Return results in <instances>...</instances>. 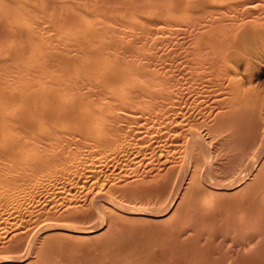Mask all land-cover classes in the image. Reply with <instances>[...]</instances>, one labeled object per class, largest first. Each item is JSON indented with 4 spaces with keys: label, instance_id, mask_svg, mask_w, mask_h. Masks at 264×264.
Returning <instances> with one entry per match:
<instances>
[{
    "label": "rangeland",
    "instance_id": "374dc122",
    "mask_svg": "<svg viewBox=\"0 0 264 264\" xmlns=\"http://www.w3.org/2000/svg\"><path fill=\"white\" fill-rule=\"evenodd\" d=\"M31 1L32 0H0V4L2 6V7L0 6V8L2 10V13L1 14L3 15V16H0V17L1 18H4L3 21L0 18V21H2L0 25H2L4 27L3 28L1 26L3 28V30H0V32L2 31V33L0 35V41L1 42L4 41V39L2 40V38L5 37L3 35L5 33H6L5 34L6 37L9 36V38H10V39L7 38V40L9 39V42L10 43H6V40H5V42H2V43L0 42V50L3 49L5 51L4 52L5 54L2 51V55H0V73H1L0 76L2 78H4V80L5 79L8 80V78H9L8 81L5 80V82H6L5 83V82H3L4 80L0 77V79H1L0 81L3 80L2 81L3 83L0 82L1 83L0 84V92L5 93L6 91H8L11 94H16L18 92V91L16 92V90H17L16 88L21 89V90H22L21 87H23L24 89L25 88L28 89L29 86L31 88V84H32V87H36L37 88V87L40 86L39 88H41L43 91H46L48 94L52 95L51 96L52 98L53 97H61V98L63 97V98H65L66 97L65 99H68L69 100V98H70V100H75L80 95L78 97L80 100H77V99L76 100L77 101H80L79 102L80 105L81 104L83 105V106H81L82 109L91 108V107H89V105H91L92 107H96V106L102 107V103H103V105H105L104 104L105 102H106V108H107L108 107L107 102L109 101L108 104L110 106L113 105L111 107L109 106L110 109L112 107L113 108L116 107V109L118 108L117 111L115 109V113H113L114 112L113 111L114 109L113 110L112 109L110 110L112 112V115H110L111 112L109 111V113H108L109 118L112 117L113 114H115L114 116L116 117V119H117V117H118L119 114H122V117L119 116L118 117L119 119H117V120L114 118V116L111 118V120L114 119L116 122L114 123V121L112 120L111 123H113V124L110 123L111 125H109V127H112L114 125L113 126L114 127V130L117 128L116 129L117 132L114 131V130H112L113 128L112 129L110 128L112 130L111 131L112 133H113V131L115 132V133L112 134L113 136H111V133L108 132V130H110V129L109 128L108 129L106 128L107 129V132L109 134L107 135V133H106V135H105L106 138H105V136H103L104 137L103 140H100L101 143H100V141H97L98 140L97 139L98 136H95V137H97V138H95V139H97L96 142H98V143H95L93 137H91V138L87 137V138H89V139H87L86 136L82 137L83 135L81 133L79 134V132H77L76 133L77 136H75L76 135L75 134V132H76L75 130L74 131H71V130L66 129V131L64 132V135H62V138L60 139L62 145H60V144H57V146L54 145L55 147L51 151L52 154H56V155L58 154L59 156L57 155V157H60V158H57L56 157V163H57V165L59 164L58 162L60 161L58 159H61L62 158L61 161H60L61 163L58 166L55 165V167L54 166L53 167L50 166L49 168H45L44 167V170H43V168H40L38 170V168H39L38 167V164H37L38 161L35 160L36 163L33 164V165H31L33 161H29V160H31L29 158L28 164L30 166H34V168H35V169L32 168V170H31V168L28 165L25 167L26 161L24 159H22V158L20 159L19 158V159L16 160L13 157H12L13 159H11L10 158L11 156L8 153H4V154L3 153H0L1 154L0 157L3 155L0 158L2 162L4 160L6 161V156H7L6 154H8V157H7L8 158L7 159L8 162H11L10 164L7 161H6L7 163L5 162L6 164L3 162V165L7 168V170H5L6 168L3 166L5 169L3 171V168H2V171L0 172V259H3V258H14V257H21L22 256V257H24V259L26 258L25 259L26 261L23 262V264H28L29 262H32V264H44L45 263L44 262V258L42 259L41 257H39L42 254L41 256H44V255L45 256L47 255L46 257L51 256L53 259L51 257H49V259L48 258L47 259H48V261H50V260L53 261L54 264H58V262L61 261V260H62L61 261V264H68V263L69 264H75L74 262H76L78 260H79L78 261L79 264H89V263H91V258H92V260H96L95 262L97 264H99L98 262H100V264L101 263H103V264L105 263L106 264L107 262H103L102 261V259L103 260H107V261L110 260V258L109 259L108 258L105 259L106 256L107 257H109V256L112 257V259H111L112 261L110 260L108 262L109 264H115V263L116 264H123V262H124V264H125V262H127L126 264H128V263L129 264H136V263H138V264L139 263H141V264H148L147 262H148L149 259H151V262L150 263H152V264H154V260L156 261L155 264H159L162 261L163 262L161 264H163V263L165 264V262L168 263V261H169V264H175V263L176 264H186V262H187V264H196V263L197 264H200L201 262H202V264H216V263L217 264L218 263L220 264V262L222 260L224 261V263H222V264H225V263L226 264H232L231 262L230 263L229 262H226L227 261V259H226L227 255L229 257H230V255H232L233 257H235L236 256V252H237L238 255H241L242 256V254H245V252L247 251L246 254H252V255L251 256L249 255V257H248V255H246V257L243 258L244 259V262L242 261L243 259H242L241 256L240 257L239 256H236L235 257V258L238 257V259L239 258L242 259V260L239 259L241 261V263H239V264H248V263L249 264H264V217L262 215L264 213V212H262V210L264 211V208H263L264 206H262V205H264V202H260L259 203V202H256L255 201L253 203V206H252L253 208L251 209L250 215L249 214H245V212H246L245 209H247V208H245V206H249V204H248L249 203L248 202L249 199L246 198V194H245V190H244V188H245L246 185L244 187L242 186V189L241 190L239 188H237L236 190H233V191H226V192L222 191V195L218 194L217 197H215V198H213L211 200L212 202H209V201L204 202V203L201 202L202 203V206H203V209L200 208L201 210H200V213L199 214H197L198 212H192L191 210L190 211H187V210H189L188 209V206H187L188 205L187 202L185 203L186 206L185 205L182 206L181 204H180L181 206L178 205V207H177V205L173 206L172 209H171L172 211L170 213H167L169 216L167 214L166 215L163 214V216H161V218L160 217H149V218H147V217H140L141 219L138 218V217L135 218V217H132L131 215H128L127 213H123L119 209L120 207L127 208V209H135V210H138V209L139 210L140 209L141 210H144L145 209L144 211H150V212H155L156 211L155 213H157L159 211L158 213H160L161 211H163L164 208H166V207H163L164 205H162V206H160V205L161 204H165V203L168 204L167 202H169V199H170L169 198V195H168V197L165 198L167 200V202H166L165 199H163L165 202H162L161 203V201H163V200L160 199L161 192L159 190L162 189L161 187L164 186L165 183H168L170 180H173L175 182L180 181L183 178V176H184L183 174H184L185 171H186L187 175H190L191 173H193V171H195V172H196V170L203 171V169H204V166L202 167V165H198V164L195 165L193 161H188L189 159L187 158V154L185 152L186 150H184L186 148H183V147L186 146V141L188 142V139L186 140L184 138H189V137H184V135L186 136L187 135V132H188L187 129H190L191 128V125H192V122L191 121H193V118L192 117L197 118V119H201L202 118L201 115L198 114V111H200L199 113H201V110H199V109L203 108L202 111L203 110H206L205 112H207V113L210 112V111L212 112L213 110L216 111V109L214 108L215 107L214 105L216 103L215 102L216 99L214 100V98L209 97V96L206 95L207 98L209 97V100H208L205 97V95H202L201 96V94H200V97L203 98V100H205L203 102V100L199 97V93L197 94L196 91L193 89L191 81H190L191 85L188 84L189 86L188 85L185 86L189 82V80L192 79L191 78L192 77L191 76V74H192V70L191 69L192 68H191V66H188V65H190V63L188 62L189 59L187 58V56L185 54L186 51H183L182 50V49H185L186 50V48H188L186 46H189V44H192L193 43L192 45H194V40L195 39H192L191 38L192 36L190 34L191 31H192L191 29H193V28H191V25L189 24L190 23L189 22L190 21L189 18L192 15V17H191L192 19L190 18L191 21H192L191 23H193L195 21V19H196V18L194 19V16L196 17L198 15V17H199L198 20L200 18H202L201 17V14L203 15V13H200V12H203V10H201V9L198 10V8H199L198 6L200 5V7H201V5H202V3H203L204 0H198L199 2L197 1L198 3H196V7H195L196 10H194V8H192V7H191L192 8L191 9L189 6H187V4L189 5L190 0L189 1L187 0L188 2L186 0H167L169 2H166V1L164 2V0H161V3H160V0H157V2H156V0H153L154 6L153 5L152 6L149 5L150 7L147 6L148 8L146 7L147 4L146 5H143L142 3L143 2L145 3V1H149L151 3L152 0L151 1L150 0H143L142 3L139 1V3H141V4H136V3H138V0H129L131 3L133 2L132 3L133 4V8H132V6H129L131 4L130 2H124L122 0V2L119 4V1H116L117 4H119L118 7H120V5H121V7H122L121 9H123V4L124 3L125 4H129V5H127V8H126V5H124L125 9H123L121 11L119 10V8H116V7L114 8V6H115L114 2L115 1L112 2L113 0L112 1L110 0L112 2V4H114L113 9H112V8H110L112 6L110 4L111 2L109 3V1L106 2V0H102V1L100 0L101 2H104L105 1V3H106L105 5H107V3L109 5H111L110 7L108 6L110 8V10H109L110 13H109V11L108 12L105 11V10L109 9L108 7H107V9H105L106 6H105V8L104 7H101V9H103V8L105 9V10L103 9L105 13L103 11H101L104 14H102L100 11L99 12L96 11V10H98L100 8L101 5L102 6L104 5L101 2H100L101 5L100 4L97 5L98 2H99V0H98V2H96L97 0H94L96 4L93 3V0H88V1L87 0H83V1L82 0H70V2H68V0H54L56 2H52V3L50 2V0L49 1L47 0V2H45L46 0H38L40 3L37 0H33V2H31ZM125 1H127V0H125ZM174 1L176 2V4L178 6L176 4H174ZM177 1L179 3L180 2L181 3H184L183 4V7L179 8V5L181 3L178 4ZM195 1L196 0H191V2H194V3H195ZM149 2H147V3L150 4ZM158 2H159V5H158ZM185 2H187V3H185ZM200 2H201V4H200ZM37 3H39V4H37ZM43 3L46 4V5H43ZM84 4H88V6L87 5H84ZM91 4L92 5L93 4L94 5H97V6H99V8L97 6H94L93 5L95 8L96 7L98 8V9L95 10V9H93V6H91ZM134 4H136V5H134ZM49 5H51V7ZM137 5H138V8H136V10H135L134 7H136ZM140 5H142L143 7L145 6L146 7V8H144L145 10L143 8L141 9ZM165 5H166V7H163ZM44 6L47 9H44ZM46 6H48L49 8L46 7ZM80 6H82V7H80ZM175 6H177V7H175ZM180 6H182V5H180ZM129 8H130V10H129ZM131 8H132V10H131ZM92 9L94 11H92ZM111 9L113 10V13L114 14H117V15H113L112 16ZM114 9H116V11L119 10L118 11L119 13L118 12L115 13V10ZM126 9H127V11H126ZM39 10H41L40 12H42L43 14L45 13L44 16H46V17H42L43 14L40 13V12H37ZM47 10H49L48 11V14H47ZM189 10L191 12L194 10L196 13L194 11H193L194 13H191V12L189 13L188 12ZM57 11H59V13H60L58 16L56 15V14H58ZM89 11L90 12L92 11V13H94L96 11V13L92 14ZM164 11H168V12L165 13ZM198 11H200V12H198ZM6 12H7V14H6ZM80 12H81V15H80ZM162 12H163V14H168L167 16L165 15L167 18H165V16L162 15ZM33 13H34V15H33ZM38 13H39V15L41 17L39 15H38V17H37V15L35 16V14H38ZM70 13H72V15H73V13H74V15L76 14L77 18L73 15L74 16L73 18H75L73 20V18L70 15ZM155 13L156 14L159 13V14L156 15V16H154ZM183 13H184V15L187 18L182 16ZM23 14H25L24 16H26V17H24ZM54 14H55V17L57 16L58 19L59 18L60 19L62 18L61 20L59 19L62 22H63L64 16H66L65 17L66 20H69V18L71 17V20H73V22H75L76 20L79 21L81 19V21H79V22L76 21L77 23H80V22L83 21V23H82V29H80L81 31L80 30L78 31V29L75 31V29H73V28H72L73 31L70 30V28L72 27V25H71V27H68L67 28V26H65L67 21L66 22H63V24L65 23L64 25L62 23L60 24V21L58 19H56L55 17H53ZM85 14H86V16H85L86 18L84 16H83L84 18H81L82 15H85ZM88 14L90 15V17H88L89 16ZM91 14L93 15L92 17H91ZM105 14H106V16H105ZM5 15L7 17H4ZM78 15H79L80 18H78ZM94 15H96L95 16L96 18L94 17ZM20 16H23V17H20ZM29 16H30V18H29ZM101 16H102L103 20H102ZM160 16H164V17H160ZM175 16H176V18H175ZM31 17L33 19H31ZM34 18H36V19H39L40 18L39 21L42 22V25H40L41 22H39L38 20L37 21L39 22L38 24L41 26V30L39 28L40 26L37 24V21H34V20H36ZM41 18L42 19L44 18V20H47V22L49 21L48 22V25H47V22L44 21V20L42 21ZM89 18H92V19H89ZM152 18H153V22L150 23L149 21H152ZM158 19L160 20V22H159ZM177 19H178V21H181V23L179 22L180 24L178 22H175V21H177ZM185 19H187V20H185ZM57 20L59 21L58 22V26L60 25V27H63V28H60L59 27L60 30L62 29L60 32L58 31L59 28L58 29L56 28ZM95 20H96V23H95ZM161 21H165L166 23L170 22V23H168L169 24L168 25V24H165V22L164 23L162 22V25H161ZM185 21H188V25H190V27L187 25V23L184 24ZM23 22H24V24H23ZM45 22H46V24H45ZM53 22H56V24L54 23L55 25H53ZM70 22H72V21H70ZM73 22L71 24H73ZM97 22L98 23H102V27H100L101 25H98ZM104 22L106 24H103ZM158 22L160 23V26L161 27L164 26V24L166 25V26H164L166 28V29L164 28L165 31H163L164 30L163 28L161 29V31L159 29H157L156 31L154 30V29H156L159 26V23ZM93 23H95V24H93ZM153 23H155V24L153 25ZM30 24H31V26H29ZM142 24H143V26L144 25L145 26L143 27ZM146 24H148V25L152 24V25H150L151 27L152 26L155 27V25H156V28L153 27L151 29V28H149L150 26L148 27V25H146ZM182 24H184V25H182ZM34 25H36V26H34ZM73 25H75V24H73ZM83 25L84 26L86 25V27L83 28ZM92 25H93V27L95 25L96 26L98 25V26H97V28H93L92 27L91 30H90L88 27H91ZM171 25H173L172 26L173 28H170ZM181 25H182V27H181ZM7 26H9L8 27L9 29L6 28V31H4L5 30V27H7ZM43 26H44V28H43ZM45 26L46 27L49 26L48 29L49 28L51 29V27H52V29L51 30H48V29H46ZM64 26L67 28L66 31H64ZM175 26H177V27L175 28ZM187 26H188L189 29L187 28ZM12 27H14V28L16 27V28L13 29V31H12ZM18 27H21L22 28L20 31L22 32V35L24 34L23 35V38H22V35L19 33L20 31L15 32L16 29L17 30L20 29ZM33 27L34 28L36 27V29H33ZM98 27H100L99 28L100 30H101V28H104V27L105 28L102 29L103 32H101V31H98L99 30ZM110 27H112V29L114 27V29H113L114 31L116 30L115 28H117V30L115 31V33L118 31L119 34H120V33H122L121 31H124V29L126 31L123 32L124 34H120L122 36H119V34H118V36H115V35H117L118 32L116 34L113 33V30ZM183 27H185V28H183ZM23 28H24L25 31L23 30ZM148 28L151 29V30H149ZM44 29H46V30H44ZM171 29H174V30H171ZM182 29H186V30H182ZM39 30L41 31L42 36L37 35V34H40L39 33ZM43 30H44V32H43ZM67 30H69L71 32H74L75 31V33L70 34L71 32H69V34H70L69 35L67 33L68 32ZM104 30L105 31H108V32L110 31V33H108V32L104 33L105 32ZM152 30H154V31H152ZM166 30H168V32ZM37 31H38V33H36ZM48 31H50V32H48ZM93 31H95L96 33L101 32L99 34H102L103 33L104 36H102L103 34L102 35L97 34V36H96V33L93 34ZM173 31H175V34L173 33ZM180 31L186 37H184L182 34H181L182 35L181 36L180 35ZM183 31L184 32L187 31L186 32L187 34L184 33ZM125 32L127 33V35H129V37L126 35L127 38H125L123 40L121 38L124 37L123 35L126 34ZM153 32H156V34H157V32H159L163 36L159 35V33L157 35L155 33L153 34ZM171 32L174 34L173 35L174 37L171 36L172 35ZM176 32H178V34H176ZM13 33H15V34H13ZM55 33L56 34L59 33V34L56 35ZM91 33H92V35H91ZM145 33H148L149 35L148 34H145ZM166 33H170V34H167V39L165 38L166 37ZM35 34L40 37V38L37 37L38 40H37ZM106 34H107V36L109 34H111V37H112L111 40L114 37H115L114 40L116 39V37L117 38H120L121 41L119 39H118V42H117V40L116 41H114V40L111 41V45H112V42L113 43L115 42L117 44V47L118 48L115 47V44H113L111 46L110 45V42L108 43L109 45H107L105 41H101L102 40L101 37H106ZM113 34H114V36H113ZM17 35L20 36V39L22 38L21 41H20V39H17ZM62 35H63V37H62ZM151 35H152L153 38L151 37ZM169 35L172 38L169 37ZM175 35H178V36H175ZM19 36H18V38H19ZM43 36L46 37L47 40ZM58 36L61 37V39ZM79 36L82 39L79 38ZM143 36L147 37V41L149 39L148 37H151L150 39L154 43H155V40L156 39L158 40L160 38V36H161V38L163 37V39L160 38L161 39V43L156 40V43L157 44L156 43L154 44V43H152L150 41L151 42L150 46H152V44H153V46L150 47L148 45L150 42L149 41L147 42L146 41V38L144 39ZM154 36H156L155 39H154ZM188 37H189V44H187V41H186V40H188ZM42 38H44V40H46V42H47L46 43L47 45L45 47V50H43L42 47H41L44 44V40ZM65 38L66 39L70 38V39L67 41V40H65ZM87 38L90 39V40H88V42L86 43ZM97 38H98V40H97ZM169 38H170V42L172 40V43H169L170 44V47H171V49H170L171 52L174 51V50H172V48L174 49V47H175V50H176L177 47L178 48L180 47L179 44H181L182 46L183 45L184 46L183 47L181 46L182 49L180 48L179 51L181 50V52H184L185 55H182V53L180 54V52L178 50H177L176 53L173 52V54H171V52L169 50V47H168L169 44L167 43L168 46L166 44V42H169V40H168ZM173 38H175V39L173 40ZM41 39L43 41H41ZM104 39L105 38H103V40ZM109 39L110 38L108 36V40ZM160 39H159V41H160ZM190 39H191V41H190ZM22 40H23V42H22ZM70 40L74 41L75 44L72 43V41H70ZM78 40L80 42H83L84 44L83 43H79ZM122 40H123V42H125L127 40V42L130 44V47H132V46H133V48L135 47L134 49L132 48L133 49L132 52H134L136 50V47H137V50L136 51L140 50L139 51L140 53L136 52L135 55H134V53L132 55V53L130 54V50L131 49L130 50L128 49L129 52H127V53H125L126 50H124L123 51L124 53H123L122 52V47L119 45V44L122 45ZM164 40L166 42H163L162 43V41H164ZM181 40H182V42H181ZM192 40H193V42H192ZM38 41L39 42H42L43 44L40 43L41 45L40 44L38 45V43H39ZM133 41H135V43ZM185 41H186V44L184 43ZM59 42H61V44ZM65 42H69L67 44H69L71 46L73 45L72 46L73 48L71 46H70L71 47L70 49L68 47H66L67 44ZM103 42H105V43H103ZM127 42H125L123 44H126ZM141 42H142V46L140 45ZM175 42H176V44H175ZM179 42H181V43H179ZM3 43H5V45L7 44L9 46V49L7 48L9 50V52H7V49L5 48L6 46ZM48 43H49V46H48ZM177 43H178V46L177 47L176 46H172V45H177ZM182 43H184V44H182ZM78 44H81V45H78ZM127 44L124 45V46L125 47L127 46L126 48H130V47H128L129 44L128 45ZM163 44L164 45L166 44V46L164 47V50L165 49H168V50H165V53H163L164 50H161V49H163V47H161V48L158 47L159 45L164 46ZM57 45L58 46L60 45V46L57 47ZM154 45H155V47H154ZM12 47L15 49V51L13 50ZM111 47L112 48L115 47V48H113L115 50H112ZM119 47H121V49H119ZM18 48H19V50H18ZM157 48L159 49V52L156 51ZM20 49H22V50L24 49L26 51L25 52L23 50L25 53L22 51L21 57H19V55L21 53V50ZM90 49L91 50L92 49H95V50L97 49L96 51L93 50L94 55H91L92 53H90L91 52ZM10 50L12 51V55H11V51ZM17 50H18V54H16L17 53ZM41 50H43V51H41ZM84 50H85V52H84ZM98 50L99 51L102 50L103 52L104 51L105 52L107 51L106 54L104 53L106 56H108L109 54H111L110 52L112 51L113 52L112 56L114 55L115 59L112 58V57H110L111 55H109L108 57H106L104 54H102V52H100L101 54L99 55V53H97V52H99ZM160 50H161V52H160ZM45 51H47V52H45ZM48 51L49 52L50 51L53 52V54L51 52V54H49V56H47L48 59H46L45 57H41L42 55L44 56V53H49ZM55 51L58 52V53H56L55 57L57 56V54H59L57 56L58 59L57 58L56 59L55 58H52V59L50 58L49 59L50 56L51 57H54V54H55L54 52ZM166 51L169 52V53H167ZM83 52L86 53V54L89 53L91 55L90 56L88 54L89 55V59L91 57V59H90V61L92 60L91 62H89L88 56L86 54H83ZM0 53H1V51H0ZM8 53H10V54L8 55ZM95 53H97L96 56L98 55V58H102L103 55L105 56V59H104V56L101 59L102 61L100 59H97L99 61L97 64H101L102 65V62L103 61L106 62V58H108L107 59V64H109V66L110 65L113 66L114 65L113 62H114L115 63V66H117L116 67L117 70H119L118 69V66L119 65H120V71H122V69H123L122 66L123 65H126L124 67V68H126V69H124L125 71L128 69L127 67H129L130 70L132 69L133 71H135V70L137 71V69H138L137 72L135 71L138 74H136V73L135 74L139 78L136 77V76H134V78H132V79L135 80V78H137L134 82L138 81L139 79L141 80L142 78L147 80V75L146 74H148V73L151 74L153 70H154L153 73L155 72L154 75H157L158 77L157 76H154L153 73L151 75L149 74L150 76L153 75L154 79H153V77L150 78V76L148 75L149 78H148L147 82L148 81L151 82L150 84H149V82L147 83L146 80H143L142 79L141 81L142 82L144 81V83L146 82L147 83L146 85L144 83H141V81L139 83H141L142 85H140V84H138V82H136L138 84L137 85L132 80L131 82L133 84H135V85H133L131 83L132 86L128 83V81L125 82L124 84H126V86H124V87H126L128 89H131L130 90L131 91L130 93L131 94L134 93L133 95H135L137 97H135V96L133 97V95L130 96L131 94L128 93L129 91H126V90L125 91L128 93L129 96L127 94L121 93V90H117V89H120V87H118L116 89V91H117V93H116V91H112L115 88L112 89V87H110L109 85H108V87H106V84H108L107 83L108 81H106V84L105 83L104 84L102 83L104 80H106L105 78L103 79V76L101 77V79L103 81L100 80V79L97 80V77L100 74L99 71L101 69L98 71V74H97V71L96 70H98V69L97 68H93V69L91 68V69H89L90 71L89 70L86 71V72H89V73H87V76H85L86 78L83 77V73H82L83 70L81 71V68H84V70H85V67L87 66V64H85V63H88V62L89 63H92V64L93 63H96V62H93V61H97L96 60ZM162 53H163V56H161ZM166 53L169 54V56L168 55L165 56L164 54H166ZM177 53L179 54V56L182 55V57L185 58V59L182 60V57H180L178 59V56H177V58L175 57L176 59L172 58V56L174 54H175L174 56L178 55ZM138 54H142V55H140L141 58H138L139 57ZM13 55H17L19 58L14 57ZM35 55H36V57H34ZM46 55H48V54H46ZM85 55H86V57H85ZM117 56L119 58H117ZM62 57L64 58V60L66 61V63H65L64 60L62 61V59H61ZM81 57L82 58L84 57V58L81 59ZM153 57H155V58H153ZM170 57L172 59H170ZM121 58L123 59V61L121 60ZM132 58H133V62L131 61ZM67 59H71V60H68V62H67ZM134 59H137V62H135ZM138 59H140V61ZM74 60H75V63H73V66L74 67L77 65V63L78 64L82 63V64H80L78 66V70H77V67H76V69H73L74 67L72 68V64L71 63ZM108 60L111 61V63ZM172 60L174 61L173 62L174 64L171 65ZM179 60H182V61L180 62ZM69 61H71V62L69 63ZM79 61H80V63H79ZM85 61H87V62H85ZM115 61H118V63L123 62L125 64H123V65L121 63L118 64ZM129 61L133 63L132 64V68L130 67L131 66V63ZM138 61L141 62V63H138ZM162 61H163V63H162ZM105 62H103V65H107V64H104ZM168 62H170V65H168L169 64ZM176 62H178V63H180L182 65H180L178 63L176 64ZM183 62L187 63V65L185 64L183 66V64H184ZM69 64H71V65L69 66ZM116 64H118V65H116ZM165 64L168 65L169 67L168 66H165ZM175 64H176V67H175ZM11 65H12V67H11ZM133 65L136 68L137 67L138 68L136 69L135 67H133ZM172 66L175 67L176 70H177V66H178L177 72L180 70L181 73L180 72H178V73H180L182 75V77H180L181 75L178 74V73H176V72H174V73L172 72L171 73V71H173V69H174ZM9 67H11V68H9ZM79 67H80V69H79ZM140 67H141V69H142V67H143V69H145L144 67H146V70L145 71L147 72V70H148V73L144 74L145 71H142L143 69L141 70ZM181 67L183 68V70L185 72H183L181 70L182 69ZM184 67H185V69H184ZM8 68L10 69L9 71H10L11 74H8ZM159 68H162L161 70H163V71L160 72V69ZM186 68L189 71L188 74H186L188 72V71H186ZM165 69H169L170 71L169 70L168 71L170 73L167 70H165ZM175 69H174V71H175ZM73 70H75L74 72L77 75L76 74L74 75ZM5 71H7V73ZM78 71H81L82 75L79 76L78 74L80 72L78 73ZM94 71H96V73ZM139 71H140L141 74L143 72L142 75H146V77H142V76L140 77L141 74L139 73ZM156 71H158L160 74L158 72L156 74ZM190 71H191V74H190ZM91 72L93 74H90ZM103 72H104V70H103ZM2 73H4V74H2ZM44 73H46V74H44ZM166 73L168 75L169 74L170 75L173 74V76L172 75H171L172 77L171 76H168ZM68 74L70 76H72V77L74 75L73 79L74 78H77V77H78L77 79H79V78H81V76L84 79L75 80V81H77V82H75L74 80H72L70 78V76ZM85 74L86 73L84 72V75ZM88 74H90V75L93 76V77L90 76V78L93 79V80L91 81V80L88 79L89 81H87V83H89V84H87V85L89 86L90 84H93L91 82L100 83L102 81L99 84L100 86L97 85V87L99 86L98 87L99 91L101 92L102 90H104L106 88L103 92H105V91L108 90V92L107 93L105 92V93L107 95L109 93L110 96H104L106 94H103L102 92L100 93L98 91V89H96V87L94 86V84L93 85H90L91 87L93 86L94 90H91L93 88H91L90 86L89 87L91 89L89 87H86V88L83 87V89H82V86L83 85L81 86L80 84L83 83V81L84 82L86 81L85 79L88 78V76H89ZM102 74H100V75H102ZM162 74L163 75L165 74L168 77L165 78L164 77L165 75H164V76H162V78L164 77L165 79L163 78L164 80H162V78H161V75ZM175 74L176 75L178 74V75L176 76ZM183 74H184V76H183ZM41 75H43V76L47 75L48 78H50V79H48L47 76H45L44 78H46V80H48L50 84ZM52 75L53 76L55 75V76L52 77ZM58 75L61 76L60 78H62V80H60V81H62V82L65 81L66 84H64V85H66V86H63V89L65 87L66 92L69 93V91H70L71 92V94L69 93L70 95L67 94L68 96H66L65 95L66 92H63L62 91L63 89L62 90L59 89L60 88V85H59V82L60 81L57 80L58 83L56 82V79H58ZM65 75H68L69 76V81L67 80V77H66V79L63 78V77H65ZM95 75H96V77H95ZM189 75H190V78L191 79L189 78ZM32 76L35 77V78H33ZM174 76H176V77H174ZM39 77H41V80H39ZM55 77H56V79H55ZM173 77L176 78V79L174 80ZM178 77H179L180 80H182V82H181L182 84L179 82V79H177ZM28 78H32V80L31 79L29 80ZM36 78L40 82L44 80L45 83H44V81L41 82L42 84L39 82V85H38V81L34 82V80H36ZM52 78L55 79V80H52ZM94 78H96V79H94ZM155 78H157L156 80H158V78H159L160 79V80H158L159 82L162 80L161 83H163V84L157 82L155 80ZM169 78L170 79H173L174 80V83H171V84L168 83L167 80ZM183 78L184 79L186 78L185 81L183 80ZM188 78H189V80H187ZM13 79L14 80L16 79L15 80L16 82L15 81L12 82ZM70 79H71V83H69L70 85H72V84H76V85L79 84L80 85L81 89H78V92L79 93L78 92H74L75 91L74 88L77 89V86L76 85H72V86H75V87H71L69 84H67L68 82H70ZM170 79H169V81H170ZM80 80H83V81H80ZM152 80L153 81L155 80V81L153 82ZM177 80H178V82H177ZM54 81L56 82V86H53L52 85L53 86L52 87L51 84H54L55 85V82ZM165 81H167V82H165ZM175 81H176V83H175ZM11 82H12V84H11ZM17 82H18V84H17ZM73 82H75V83H73ZM13 83L16 85L15 87H14V84ZM28 83H30V85H28ZM35 83H37L36 84L37 86H35ZM46 83H48L47 86H45ZM157 83H158L157 87L159 86V88H157L155 86V88H153V90H152V87L154 85H156ZM164 83L167 84V87L168 88H170V87L172 88L173 87L172 89H173L174 92L176 91V87H177V90L178 91H176V93L178 92L177 93L178 95L180 94V91H179L180 88L182 90V87L185 86L183 88V91H182L183 93H185V95L184 94H180L179 96H175L177 94L176 93L173 94L172 93L173 92L172 89H170V90L168 89V92H169L168 93L167 90H166L167 87H166V89L164 88L166 86ZM60 84H61V82H60ZM101 84H103V86H101ZM168 84L170 86H168ZM172 84L174 86L175 85H178V86H175V87L174 86H171ZM3 85H4V87H3ZM7 85H9V88L7 87ZM27 85H28V87H27ZM57 85H59V88L58 89L55 88V87H58ZM67 85H68V90H69V88H71V90L67 91V88H66ZM143 85H145V86L149 85V88L152 90L151 92H153L150 95L153 96V98L155 97L154 99H155V101H156L157 104H158V102L160 103V104H158L160 106V109H162V107H163L162 105H164V103L166 101L168 102V100L171 99L170 100L171 102L169 101V103H171V104H169L167 102L165 103V105L163 107L165 109V111H164V109L162 111L160 109L158 110V105L156 103H154V99L151 96H150V98H152L153 101H151L152 99L149 100V97L148 98H145L146 94H141V93H146L145 92V88H148V86L145 87ZM162 85L163 86L165 85V86L162 87ZM10 86L11 87L13 86L15 88V90H14V88H12L11 90H9L10 89ZM134 86L137 88V90H138L137 92L140 95H138L135 90H132V89H136ZM138 86H140V87L138 88ZM2 87L4 89H2ZM100 87H101V89H100ZM160 87L164 88V90H166V93H165V91L161 90L162 88H160ZM178 87H179V89H178ZM121 88H123V87H121ZM140 88H143L144 89V90L142 89L143 92L141 91ZM149 88H148V90H149ZM24 89L22 90L23 92L19 93L20 94L19 95V98H17L18 100L20 99L21 101L20 100L19 101H16L17 100L16 99V100H14V102L16 101V103L12 102V104L15 105L14 107H20V106L23 107V105H24L23 102H25L26 100H24L25 98L24 99L23 98H20V96H21L22 93H24V92L26 93V92H29L30 91V90L27 91V89L26 90H24ZM154 89H156L157 92H155ZM192 89H193V91H192ZM31 90H33V88H31ZM35 90H33V91H35ZM80 90H82V91H80ZM83 90H84V92H83ZM110 90L112 92H109ZM187 90L189 92H187ZM87 91H89V92H87ZM90 91H91L92 94L90 93ZM94 91L95 92H98L100 96L102 94L103 97H98V99H99L98 100L96 98L98 96V93H96V97H95L93 95L95 93ZM12 92H14V93H12ZM72 93H73V95H72ZM74 93L77 94V97H76V95ZM84 93H85V95H86V93H90L92 95V97H89L90 94H89V96L88 95L85 96ZM110 93L113 95V98H109V97H111V94ZM114 93L118 95V97L117 96L116 97L121 102H119V100L118 101L115 100L116 98H114L115 97V94ZM154 93H156V96L157 97L154 95ZM6 94H7V92H6ZM161 94L162 95L163 94L164 95L167 94L169 96L173 94L174 96L172 95L173 97L171 96V98H169V96H168V99H167V97H165L167 99V100H165L164 98H162L164 96H162ZM81 95H83L84 98ZM141 95H142L143 98L142 99L141 98H138V96L141 97ZM167 95H165V96H167ZM72 96H74V97H72ZM120 96H122V98ZM190 96H192L193 98L190 97ZM105 97H107V98H105ZM126 97L127 98L129 97L130 99L129 100H126L127 99ZM158 97L159 98H162L165 101L160 102V100H162V99H159ZM186 97L187 98L190 97L191 101L189 100V98H188V100H186ZM52 98L49 99V101L52 100ZM103 98L107 99V101L105 99L103 100ZM120 98L121 99L125 98V99L122 101ZM136 98L139 99V100H137V102H136L137 104L136 105H138V102L140 100L142 101V102L140 101L139 104L140 105H143V107H141L140 109H138L139 110L138 112H140L141 114L140 113L139 114L138 113L136 114V115H140L141 118L139 116H137V117L140 118V119H138L136 117V115H135V119H133V117H129L128 118V116L127 117L125 116V113H130V111H126V110L128 108H129L128 110H131L130 108L132 107V105H135V102L133 103V101L134 100L136 101ZM156 98L159 99V101H157ZM175 98L177 100L180 98L178 100L179 102ZM181 98H184V99H181ZM195 98L198 99V100H196ZM210 98H212V100L214 101V104H213V101ZM94 99L95 100H98L99 101V104L101 103V106L100 105H97L98 104V101H97V104H94L96 102V101H94ZM109 99L111 101L113 100L114 101V104H113V101L111 102ZM146 99L149 100V102L148 103H145L146 105H144V102L143 101L144 100L147 101ZM174 99L179 104L176 105L177 102ZM0 100L1 101L4 100L3 102H8V101H6L3 98L2 99L0 98ZM130 100L132 101V103L130 102ZM172 100L175 101V102H173ZM185 100H186V102H184ZM11 101L12 100H10L8 103L11 104ZM30 101H28V103L30 102L31 104H33L34 101L32 99ZM126 101H127V104H125ZM128 101H129V103H128ZM180 101L182 102V104L180 103ZM201 101L204 104L200 105V107H199L198 106L199 105L198 103L201 104ZM211 101H212V104H210ZM115 102H117V103L115 104ZM187 102H188V104H186L187 106H189V107L193 106L191 108L192 111L195 108L197 109V110H194L193 113L191 112L192 114H189V112L191 111L190 108L183 104V103H187ZM189 102H191L190 104H192V105H189ZM193 102H198V103H195L194 104ZM121 103L122 104L124 103L125 105L123 104L124 105L123 106ZM130 103L132 105H130ZM207 103H209V104H207ZM128 104L131 107L127 106ZM149 104L151 106L153 105L152 106L153 108ZM147 105H149L148 106V110H149V107H150L151 113L156 111L155 112V114H156L158 112L160 115H162V119H163V114L166 113L167 116H164V118H166L167 121H166V119H163L162 120L161 117H158V116H160L158 114L157 115H155L154 113L149 114L150 111H147L148 112L147 113L146 110L143 109V108H145L144 106H147ZM154 105H157V107H154ZM204 105H206V106H204ZM225 105H227V104H225ZM225 105H224V107H225ZM119 106H120V109H119ZM122 106L124 107V109L121 108ZM125 106H127L128 108L126 107V109H125ZM171 106L174 107V110L176 109L175 107H177V106L179 107L180 106V109L182 108L183 111L180 110L179 108L175 110V111H178V112H175L174 110L168 111V108L169 109L173 108ZM182 106H185L184 108L186 110L183 109ZM211 106L214 109H212ZM248 107H251V106L248 105ZM103 108H105V106ZM109 108H107V109H109ZM166 108H167V110H166ZM187 108L190 111L187 112V113H185L186 111H188ZM210 108H211V110H208ZM141 109L144 110V112H145L144 115L142 114L143 112H141L142 111ZM152 109H155V111H152ZM226 109H224V110H226ZM179 110L181 112H179ZM184 110H185V112H184ZM120 111H121V113H119ZM122 111H124L123 113H124L125 118H128V120L127 119H123L124 121L127 120L126 121L127 124H125L126 122H124L123 120H121L124 117ZM131 111H133V110H131ZM169 112L172 113V114H169ZM173 112H175L176 114L173 113ZM182 112H183V114H182ZM196 112H197V114L201 118L200 117L199 118L197 117L198 115L195 114ZM178 113H181V114H179L180 116L178 115ZM147 114H149L148 118H150V119L147 118L148 120H150L149 122H146V121H148V120H146V116H145ZM173 114H175V118L176 119H177V116L179 118L177 120L174 119L173 118L174 117ZM184 114H186V115L189 114L188 120L186 118L187 116L184 115ZM181 115H183L184 117H182ZM142 116H145V117H142ZM154 116L155 117L157 116L156 118H158V119L157 120H154V119H156ZM170 116H173V117H170ZM180 117H181V119H180ZM130 118H132V119H130ZM142 118H143V120L141 121ZM152 118H153L154 121H151ZM189 118H191L192 120L189 121L190 120ZM159 119L164 124H166L167 122L169 123V128H167V130L165 128H166V126H168V123L166 125H164L163 123L161 124V122H159L160 121ZM182 119L183 120L185 119L186 121L183 122ZM129 120H132V121H130V122H132V125L130 124V122L128 123ZM171 120H172V122H171ZM180 120L182 122H180ZM135 121L139 122V125H142V127L139 126V125H136L137 122H135ZM174 121H176L178 123V126H179V122L184 124L183 126L180 125L181 126V130H180V127H178V126L177 127H173V129L170 128V126L172 127L174 124H175L174 126L177 125V123L174 122ZM151 122H153L154 124H152ZM155 122L156 123L158 122L157 125H156ZM186 122L187 123L189 122L190 125H189V123L187 124ZM146 123L147 124L151 123V124L148 125V126H146L147 125ZM133 124H134V126H133ZM160 124L162 125V127L159 128V129H155L156 126L160 127L161 126ZM185 124L187 125L186 127H185ZM144 125H145V127H149L148 128L149 130L148 129H146V130L143 129V128H145ZM151 125H152V127H151ZM130 126H131V128L133 127L134 129L133 128L131 129ZM136 126L137 127L139 126L138 129H137ZM140 128H142V129H140ZM177 128H179V129H177ZM153 129H155V131ZM175 129H177V131ZM132 130L135 131V133L134 132L133 133L130 132ZM139 130L140 131L141 130H143V131L144 130L145 131L148 130L149 132L148 131L146 132L148 135H146L145 132H142L143 135H141L142 133L139 134L138 133V132H140ZM150 130H152V132ZM158 130L160 132H158ZM164 130H166L167 132L164 131ZM22 132L20 133V135H22L24 137H28V135H27L28 133H26L25 130H23ZM70 132H72V133H70ZM73 132H74L75 135L73 134ZM128 132L130 133V136H129V133ZM161 132H163L164 134L161 133ZM245 132H247V130ZM157 133L159 135H157ZM166 133L167 134L169 133V134L167 135ZM176 133L180 137L183 136L182 138L184 140H186V141L184 142V140H181L180 137L177 138L178 136H176L177 135ZM78 134L79 135H82L81 136L82 138H80V136H78ZM162 134L164 135V138L165 139L162 137L163 136ZM171 134H174V135H171ZM100 136H102V134ZM159 136L162 137V139L159 138ZM130 137H131L132 140L130 139ZM140 137L141 138L146 137V139L143 138V140H142ZM101 138H99V139H101ZM134 138H135V140L138 139V138L141 139V140L140 141H137V140L135 141ZM62 139L63 140L66 139V141L63 142ZM102 141H103V143H102ZM180 141L181 142H184V143L181 144ZM180 144L182 146L184 144V146L183 147L177 146V145H180ZM58 145H60V146H58ZM23 146H25L24 143H23ZM26 147H28V144L26 145ZM26 147H19L17 150H19V151H22L23 150V152L26 153V155H28V153L25 152L28 149L27 151L31 154L32 151L29 148H27L25 150L23 149V148H26ZM175 147H176V149H174ZM177 147H180L181 149L179 148L180 150H178ZM20 149H22V150H20ZM173 149L176 152L173 151ZM4 156H5V158H4ZM51 156H53V155H51ZM255 158H256V154H253L249 158V160H253ZM1 161H0V163H1ZM15 161H17V162H15ZM20 161H21V163H19V164H21V167L23 166V168H21L19 170L18 167H20V166L18 165V162H20ZM261 161L264 162V156H263V159ZM7 165H14V167L16 165H18V167L15 168L16 170H14L13 169L14 168L13 166H11V168L13 167L12 169H9L10 166H7ZM1 167H2V163L0 164V169H1ZM27 167L29 168L28 170H27ZM24 168H26V170H24ZM216 174H218L217 176H219V175L221 176L222 173L216 172ZM169 175H173V177L172 176L170 177ZM168 177H170L171 179H168ZM1 180H2V182H1ZM173 181L172 182L170 181V183L171 184L175 183ZM259 188H260V186L257 183V185L253 187L254 194H257L258 195V189ZM237 190H239V191H237ZM261 191L262 190L260 188V192ZM4 192H5V195H3ZM229 192H230V194H228ZM225 193H227V194H225ZM263 193H264V191H262V193L260 194L261 197H259L260 195H258V196L255 195V197L257 196L260 199V200L258 199L259 201H263L264 200V197H263V199H261L262 196H263ZM110 201L111 202L113 201L115 203L114 206H112L113 203L111 205V202ZM166 204H165V206H167ZM183 204H184V202H183ZM257 206L258 207L260 206V208H258ZM174 207L177 208L176 209L177 211L175 210ZM261 208H263V209L261 210ZM156 209L157 210L159 209V210L157 211ZM183 209L186 210L185 213H184V210ZM256 209L257 210L259 209L258 213H260V210H261V213L260 214L262 215V217H261L260 214H258V216H257V214H256L257 213V210ZM15 210H16V212H15ZM182 210H183V212H182ZM17 211H19V212H17ZM173 211L176 213V215L175 214L173 215L174 217L171 214ZM253 211H254V213H253ZM187 212H188V214H187ZM183 214H184V216H183ZM186 214H187V216H185ZM255 215L257 216V218L255 217ZM249 216H250V220L252 219V221H254V223L257 221L258 217H259V219H258L259 221H257V223H255V225H253L248 220L249 219ZM247 217H248V219H247ZM252 217H254L256 220H254ZM164 218H166V221L164 220ZM192 220H194L195 222L192 221ZM101 223H102V226H103L101 228L102 230H99V232H97L96 234L91 235V236H83V235H80L78 233L71 232V231H79V230H82V229H85V228H90V227H93V226L94 227H96V226H100L101 227V225H100ZM187 224H188V227H186ZM190 224H191V226H190ZM171 226L172 227L175 226V228L177 227V229H174L173 228L174 229L173 230L171 228ZM179 226H181V228ZM195 226L197 227V229L199 228L200 230L199 229L198 230L195 229ZM185 227L188 228V230ZM191 227H192V229H190ZM43 228L44 229L56 228V229H52V232L48 233L47 236H45L46 239L44 238L43 240H41L39 237H37L36 234L40 230H41V233H43L42 232V229ZM112 228H113V230H111ZM170 229H172L173 231L170 230ZM179 229H181L182 231L180 232ZM115 230H116V232H115ZM175 230H176V232H175ZM170 231H172V232L170 233ZM167 232H169V234ZM184 232L186 233L185 234V237L186 238H185V240L182 239V241L184 240V241L187 242L186 239L188 237L189 238L188 239L189 242H187V243L182 242V243H185V247H188L189 249H186L183 246V244H181V242L178 241L180 238L184 237V235H183ZM187 232H188V234L191 232L193 237H196V236L197 237L200 236V237L197 238V239H194L191 236V234L189 236L187 234ZM16 233H18V234L21 233L22 235L19 234V235H21V236H19ZM98 233H100V234H98ZM176 233H177V236L178 235L180 236V238L175 236ZM12 234H14V237H12L13 236ZM39 234H40V232H39ZM170 234H172V237L174 238V240L178 238L177 241L175 240L176 242L173 240V238L171 237ZM119 235H121V237H122L123 240L125 239L124 240V243L125 244L122 243L124 245H122V244L119 243V242L122 241V239H120V236ZM186 235H188V236H186ZM224 235H227L228 237L226 236L227 237L226 238V237H224ZM231 236H232V238L236 236V238H233L232 239ZM33 237L34 238L37 237L38 242H36L37 240L35 241V243L37 245H35V243H34L33 244L34 249H32L31 253H28L27 246H29V244H31V242H32L31 240L34 239ZM81 237L82 238L84 237V238L82 239ZM158 237H161V239L162 238H165L164 240L167 239L168 242L167 241L166 242H163V240L161 241V239H159ZM106 238L107 239L109 238V240H106ZM152 238H154V239L156 238V240H152ZM190 238L195 243L198 242L197 244L198 245L200 244L199 246L202 247L203 249L202 248L197 249V247H199V246H197V244L195 245V243L193 241L191 242ZM223 238H224V240H223ZM115 239H117V243H115V241H114ZM158 239H159L160 242H158ZM198 239H200V240L197 241ZM231 239L233 240V243H232ZM129 240H131V241L129 242ZM139 240L142 241V242L140 241V243H142V244L145 243V240H146V243L144 245H142V244L139 243L140 244L139 245L138 244ZM227 240H229V242H231V243L228 244L229 242ZM154 241H156V243H159L161 245L163 244L162 246L165 245L164 246V249L160 245H158V244L156 245V243H153ZM169 241H171V242H169ZM105 242H107V243H105ZM128 242H129V245H128ZM148 242H150L151 244L148 243ZM234 242H236V243L237 242H240V243H238L236 245ZM112 243H113V245H112ZM136 243H137V245H136L137 247H134ZM164 243H166V244H164ZM188 243L189 244H193V246H194L193 248L195 250L197 249L198 251L196 252L195 250H192L193 249L192 248V245H190L191 246V249H190ZM226 243L228 245H226ZM103 244L104 245L105 244L106 245H110L111 244L112 246L111 245L110 246L112 248L111 247L109 248L108 246H104ZM167 244H170V245H167ZM186 244H187V246H186ZM224 244L227 246L226 248H228V246H230L231 244H233L231 246H234L235 245L236 247L234 246L233 248L235 250L237 249V251H235L230 246L229 249L231 248L235 252H233V254L232 253L229 254L230 252H229L228 249L224 248L225 249L224 250L223 248H221L222 246L223 247L225 246ZM114 246H115V249H114ZM127 246L128 247L131 246V247L128 248ZM158 246H160L162 249L160 247H158ZM168 246H170L169 247L170 248L169 251L167 250L168 249ZM172 246H174L173 247L174 249L172 248ZM195 246H196V248H195ZM243 246L244 247H247L248 246L247 249L250 246L251 247H250V249L247 250V249H243L244 248ZM138 247H139V249H138ZM153 247H154V249H153ZM178 247H179V249H178ZM38 248H40V249H38ZM99 248H101V249H99ZM157 248L159 250H157ZM165 248H167V249H165ZM36 249L38 251L41 250V252H38ZM50 249L53 250L56 254H58V257H56V254H54ZM109 249H110V252L111 253L110 252H108V253L106 252L107 250L109 251ZM125 249H126V251H125ZM146 249H148V250H146ZM240 249H242L241 251L243 253H241ZM251 249H252V251H249ZM34 250H36V251H34ZM56 250H58V251H56ZM98 250H101L102 251V254L100 253V251L98 252ZM130 250H131V252H130ZM145 250L147 251V253H146ZM150 250H152V251H150ZM156 250H157V252H156ZM166 250H167V252H166ZM170 250L173 251V252H175V250H176V252L175 253H172ZM177 250H180V251H177ZM182 250H183V252H181ZM188 250L195 251V252L190 251L191 256H193L192 255L193 253L196 256H198L197 254H200L201 257L206 255L204 257V258H206L205 259L206 262H205V260L204 261L201 260V259L199 260L198 257L200 255L198 257L195 256L196 260H194V259L190 260L191 257H188L190 254L189 255L187 254L188 253ZM200 250L202 251L201 253H200ZM48 251H49V254H48ZM93 251H95V252H93ZM96 251H97V253H96ZM122 251L125 252V255L123 254L124 252L122 253ZM138 251H140V252L138 253ZM149 251H150V253H153V254L150 255ZM186 251H187V253L184 254V252H186ZM238 251H240V252L238 253ZM34 252H38V254H36V253L34 254ZM91 252H92V254H91ZM118 252L120 253V255L123 258L121 256H119ZM161 252L162 253L163 252H166V253H163V255H161ZM177 252H181L182 255H181V253L177 254ZM105 253H106V255H105ZM113 253L115 254L116 257L117 256H119V257L116 258L114 256L116 258L115 259L113 257V255H112ZM137 253H138V255H137ZM143 253L144 254L146 253V255H145L146 257L144 256ZM220 253L221 254L223 253L222 256H221V258H223V259H220V255H221ZM225 253H228V254L225 255ZM89 254L91 256L90 258L88 256ZM107 254H109V255H107ZM126 254H127V257H129V259L126 257ZM169 254H170L171 260L169 258ZM172 254H173V256L175 254V256L173 257ZM84 255H87V256H85V259L86 260L84 259ZM157 255H158V257H157ZM160 255H161V257H159ZM223 255H224V257L225 256L226 257L224 258ZM10 256H14V257H10ZM81 256H83V258L80 259L79 257H81ZM139 256H141L142 258L144 257L143 258L144 260L142 258H140ZM166 256H168V257H166ZM46 257H45V259H46ZM120 257L122 259H120ZM125 257H126V259H125ZM137 257H138V259H137ZM172 257L174 258V261L175 262L172 261L173 260ZM39 258L41 259V261H40ZM153 258H154V260H153ZM168 258H169V260H168ZM193 258H194V256H193ZM47 259L45 261H46L47 264H49L50 262H47ZM75 259H77V260H75ZM114 259L115 260L119 259L120 262L117 263L118 260L116 262H114ZM135 259L136 260H139L140 259V260L138 262L136 261L134 263ZM247 259H249V262H248ZM42 260H43V262H42ZM54 260H56L58 262H56ZM63 260L66 263H64ZM132 260H134V261H132ZM184 260H186V261L184 262ZM193 260L194 261H197L198 260V262L192 263ZM245 260H247L248 263H245L246 262ZM131 261H132V263H131ZM143 261H145V262L143 263ZM199 261H201V262H199ZM78 262H76V263L78 264ZM172 262H174V263H172ZM96 263H94V261L92 262V264H96ZM51 264H52V262H51Z\"/></svg>",
    "mask_w": 264,
    "mask_h": 264
},
{
    "label": "bare ground",
    "instance_id": "6f19581e",
    "mask_svg": "<svg viewBox=\"0 0 264 264\" xmlns=\"http://www.w3.org/2000/svg\"><path fill=\"white\" fill-rule=\"evenodd\" d=\"M38 1V0H37ZM36 1V2H37ZM49 1V0H48ZM83 1V0H82ZM88 1V0H87ZM102 1V0H101ZM100 0H99V2H98V0L96 1V2H98V4L97 5H101V3H103L104 5L102 6H100V8H99V6H97V5H94V6H97L96 8L91 4V6H93V9H98V10H96L97 12H101V11H103L104 12V10L105 9H107V7L109 6H111L110 8H112L113 9V6H114V4H115V6H114V8L116 7V8H119V10L121 11V10H123V9H125V7H124V5H126V8H127V5H129V4H123V9H121L122 7H121V5H120V7H118V5L122 2V0H111L112 2H114V4H112V2L110 1V0H106V2H108L109 1V3L111 4V5H109L108 3H107V5H105L106 3H105V1L104 2H101ZM116 1H119V4H117V2ZM124 2H130L129 0H127V1H125V0H123ZM139 1L142 3V1L143 0H138V3H136V4H141V3H139ZM151 1V0H150ZM169 2V1H167V0H164V2ZM187 1V0H186ZM189 1V0H188ZM187 1V2H188ZM198 0H196L195 1V3L194 2H191V0H190V2H189V5L187 4V6H189L190 8L192 7V8H194V10H196L195 9V7H196V3H198L197 2ZM31 2H33V0L31 1ZM39 2V1H38ZM42 2V1H41ZM45 2H47V0L45 1ZM50 2L52 3V2H56V1H54V0H50ZM49 2V3H50ZM68 2H70V0H68ZM90 2V1H89ZM101 2V3H100ZM147 2H149V1H145V3L143 2L142 4L143 5H146V7L147 6H154V3H153V0L151 1V3L150 4H148ZM156 2H157V0H156ZM163 2V1H162ZM178 2V1H177ZM187 2H185V3H187ZM40 3V2H39ZM39 3H37V4H39ZM88 3V2H87ZM93 3H95V1L93 0ZM131 3V2H130ZM133 3V2H132ZM131 3V4H132ZM153 3V4H152ZM160 3H161V0H160ZM181 3V2H180ZM179 2H178V4H180ZM81 4V3H80ZM96 4V3H95ZM117 4V5H116ZM129 5V6H132V8H133V4L132 5ZM136 4H134V5H136ZM174 4H176V2L174 1ZM183 4L184 3H181L180 5H182V6H180L179 5V8H181V7H183ZM200 4H201V2H200ZM43 5H46V4H44L43 3ZM48 5V4H47ZM73 5V4H72ZM83 5V4H82ZM84 5H87L88 6V4H84ZM158 5H159V2H158ZM167 5V4H166ZM166 5L165 6H163V7H166ZM177 5V4H176ZM0 6H1V4H0ZM50 7H51V5H49ZM90 6V5H89ZM105 6H106V8H105ZM149 6V7H150ZM161 6V5H160ZM178 6V5H177ZM177 6H175V7H177ZM2 7V6H1ZM46 7H48V6H46ZM56 7V6H55ZM75 7V6H74ZM80 7H82V6H80ZM101 7H104L103 9H101ZM108 7V8H109ZM140 7H141V9L143 8H146L145 6L143 7L142 5H140ZM158 7V6H157ZM199 7V8H198ZM197 8H198V10H203V12H200V11H198V12H200V13H203V15L201 14V17L202 18H200L199 20H198V15L195 17L194 16V19H195V21L193 22V23H191L192 21H191V17H192V15L190 16V18H189V24L191 25V28H193V29H191L192 31H191V38L192 39H195L194 40V45H192L193 43V40H192V44H189V37H188V40H186L187 41V44H189V46H186V47H188V48H186V50L185 49H182V47L184 46H182L181 44H179V48L177 47L178 46V43H177V45H172V46H176L177 47V49L175 50V47H174V49L172 48V50H174L173 52H177V50L179 51V49L181 48L183 51H186V56H187V58L189 59V63H190V65H188V66H191V70H192V74H191V71H190V74H191V78H190V75H189V78L191 79V80H189V78L187 79V80H189V82L185 85V86H187L188 84H190L191 85V83H192V87H193V89L196 91V93L198 94L199 93V97H200V94H201V96L202 95H205V97L207 98V96H209V97H212V98H214V100H215V109H216V111H210V112H205L206 110H203L202 111V109L203 108H201V109H199L197 106V108L199 109V110H201V113H199L200 111H198V114H200L201 115V117L197 114V112L195 113V114H197L198 116V118L200 117L201 119H197V118H194V117H192L193 118V121H191L192 119L191 118H189L190 120L189 121H191L192 122V125H191V128L190 129H187V135L185 136L184 134V137H189V138H184V139H188V142L186 141V140H184L182 137H180V136H178V134L176 135V136H178L177 138H181V140H184V142L186 141V146L185 147H183L184 146V144H183V146L181 145L182 143H184V142H181V144L180 145H177V146H180V147H183V148H186V149H184V150H186L185 152H186V154H187V158L189 159L188 161H193L194 162V164L196 165V164H198V165H202V167L204 166V169H203V171H198V170H196V172L195 171H193V173H191L190 175H187V173H186V171L184 172V176H183V178L180 180V181H177V182H175V181H173V180H170L171 182L173 181V182H175V183H173V184H171L170 183V181L168 182V183H165V185L164 186H162L161 188V190H159L160 192H161V197H160V199L161 200H163V199H165V198H167L168 197V195H169V202H167V200H166V202L168 203V204H166L167 206H165V204H161L160 206H162V205H164L163 207H166V208H164L163 209V211H161L160 213H158L159 211V209L157 210L158 212L157 213H155V212H150V211H144V210H135V209H127V208H123V207H120L119 209L123 212V213H127L128 215H131L132 217H135V218H140V217H147V218H149V217H160L161 218V216H163V214L164 215H166L167 213H170L172 210V207L173 206H175V205H177V207H178V205H185V203L187 202L188 203V209L189 210H187L186 208V210L187 211H192V212H198L197 214H199L200 213V208H202L203 209V206H202V203H204V202H207V201H209V202H212L211 200L213 199V198H215V197H217L218 196V194H220V195H222V191H224V192H226V191H233V190H236L237 188H239L240 190L242 189V186L244 187L245 185V188H244V190H245V194H246V198L247 199H249V206H245V208H247V209H245L246 210V212H245V214H249L250 215V213H251V209L253 208L252 206H253V203L256 201V202H264V200L263 201H259L260 199L257 197L258 195H260L261 193H262V191H264V162L263 161H261L262 159H263V156H264V0H204L203 1V3H202V5H201V7H200V5L198 6ZM49 8V7H48ZM110 8L109 9H107V10H105V11H109L110 10ZM132 8H131V10H132ZM136 8H138V5L136 6V7H134V9L136 10ZM148 8V7H147ZM191 8V9H192ZM44 9H47V8H45V6H44ZM51 9V8H50ZM57 9V8H56ZM92 9V11H94ZM101 9V10H100ZM111 9V13H112V16L113 15H117V14H114L113 13V10ZM189 9V8H188ZM187 9V10H188ZM38 10V9H37ZM59 10V9H58ZM77 10V9H76ZM79 10V9H78ZM115 10V13H117L119 10H117L116 11V9H114ZM129 10H130V8H129ZM145 10V9H144ZM193 10V11H194ZM10 11V10H9ZM36 11V10H35ZM41 10H39V11H37V12H40ZM48 11L49 10H47V14H48ZM81 11V10H80ZM92 11L90 12V13H92ZM96 11L94 12V13H96ZM125 11V10H124ZM123 11V12H124ZM126 11H127V9H126ZM134 11V10H133ZM191 12L190 10L188 11L189 13L191 12V13H194V12ZM58 12V14H56L57 16L60 14L59 13V11H57ZM165 13L166 12H168V11H164ZM182 12V11H181ZM2 10H1V8H0V16H3L2 14ZM9 13V12H8ZM40 13H42V12H40ZM64 13V12H63ZM89 13V14H90ZM94 13H92V14H94ZM102 13V12H101ZM100 13V14H101ZM105 13V12H104ZM104 13H102V14H104ZM109 13H110V11H109ZM108 13V14H109ZM119 13V12H118ZM161 13V12H160ZM187 13V12H186ZM188 13V14H189ZM196 13V12H195ZM6 14H7V12H6ZM43 14V13H42ZM83 14V13H82ZM88 14V15H89ZM91 14V17L93 16ZM159 13H155L154 14V16H156V15H158ZM25 14H23V16H24ZM33 15H34V13H33ZM37 15V17H38V15H39V13L38 14H35V16ZM45 15V13L43 14V16L42 17H46V16H44ZM63 15V14H62ZM70 15L72 16V18L75 16L76 18H77V16H76V14L74 15V13H73V15H72V13H70ZM80 15H81V12H80ZM111 15V14H110ZM161 15V14H160ZM162 15H168V14H163V12H162ZM200 15V14H199ZM23 16H20V17H23ZM40 16V15H39ZM57 16L55 17V14H54V16L53 17H55L56 19H58L57 18ZM64 16V15H63ZM62 16V17H63ZM69 16V15H68ZM67 16V17H68ZM86 16V14L85 15H82V17L81 18H84V17ZM96 15H94V17H95ZM105 16H106V14H105ZM108 16V15H107ZM111 16V17H112ZM164 16H160V17H164ZM165 16V18H167ZM182 16L183 17H186L185 15H184V13L182 14ZM4 17H7L6 15L4 16ZM24 17H26V16H24ZM41 17V16H40ZM66 16H64V19H63V22H66V25L65 26H67V28L68 27H71V25H72V27L70 28V30H72L73 31V29H75V31L78 29V31L80 30V29H82V23H83V21L82 22H80V23H77L76 21H78V20H76L75 22L77 23H75V22H73V20L75 19V18H73V20H71V17L69 18V20L70 21H72L73 22V24H75V25H73V24H71L72 22H70L69 20H66V18H65ZM88 17H90V15L88 16ZM93 17V18H94ZM1 18V17H0ZM29 18H30V16H29ZM78 18H80L79 17V15H78ZM86 18V17H85ZM96 18V17H95ZM101 18H102V16H101ZM155 18V17H154ZM157 18V17H156ZM172 18V17H171ZM175 18H176V16H175ZM174 18V19H175ZM187 18V17H186ZM2 19V21H3V19L4 18H1ZM21 19V18H20ZM26 19V18H25ZM31 19H33L32 17H31ZM34 19H36V18H34ZM40 19V18H39ZM39 19H36V20H34V21H39ZM47 19V18H46ZM54 19V18H53ZM60 19V18H59ZM58 19V20H59ZM62 19V18H61ZM60 19V20H61ZM89 19H92V18H89ZM108 19V18H107ZM181 19V18H180ZM41 20L43 21L44 20V18L42 19L41 18ZM57 20V24H56V22H53V25H55L56 24V28L58 29L59 27H60V25L58 26V22L60 21H58ZM102 20H103V18H102ZM101 20V21H102ZM159 20V19H158ZM157 20V21H158ZM167 20V19H166ZM165 20V21H166ZM185 20H187V19H185ZM2 21H0V24H1V22ZM25 21V20H24ZM33 21V22H34ZM37 21V24L39 23V22H41V21H39L38 22ZM44 21H46L47 22V20H44ZM54 21V20H53ZM79 21H81V19L79 20ZM78 21V22H79ZM85 21V20H84ZM87 21V20H86ZM92 21V20H91ZM149 21V20H148ZM165 21H161V25H162V22L164 23ZM46 22H45V24H46ZM49 22V21H48ZM48 22H47V25H48ZM63 22L62 21H60V24L62 23L63 24ZM103 22V21H102ZM107 22V21H106ZM150 23L151 22H153V18H152V21H149ZM159 22H160V20H159ZM158 22V23H159ZM175 22H180L181 23V21H178V19H177V21H175ZM174 22V23H175ZM35 23V22H34ZM55 23V24H54ZM70 23V24H69ZM95 23H96V20H95ZM95 23H93V24H95ZM98 23V22H97ZM148 23V22H147ZM156 23V22H155ZM155 23H153V25L155 24ZM168 23H170V22H168ZM168 23H166L165 22V24H168ZM179 23V24H180ZM187 23V25H188V21H185V23L184 24H186ZM23 24H24V22H23ZM36 24V23H35ZM65 24V23H64ZM63 24V25H64ZM69 26H68V25ZM103 24H106L105 22L103 23ZM145 24V23H144ZM164 24V26H166ZM173 24V23H172ZM184 24H182V25H184ZM39 25V24H38ZM40 25H42V22L40 23ZM39 25V26H40ZM46 25V26H47ZM98 25H101L100 27H102V23H98ZM97 25V26H98ZM146 25H148V24H146ZM150 25H152V24H150ZM150 25H148V27L150 26ZM169 25V24H168ZM176 25V24H175ZM182 25H181V27H182ZM190 25H188L189 27H190ZM2 25H0V30H3V28L1 27ZM17 26V25H16ZM29 26H31V24L29 25ZM34 26H36V25H34ZM45 26V27H46ZM64 26V31H66V27ZM89 26V25H88ZM96 26V25H95ZM93 27V25L91 26V27H88L90 30H91V28L93 27V28H97V26L96 27ZM107 26V25H106ZM142 26H143V24H142ZM145 26V25H144ZM143 26V27H144ZM159 26H160V23H159ZM157 27L156 28V25H155V27L154 26H150L149 28H156V29H154L155 31L157 30V29H159L160 31H161V29L163 28H165L164 26H160V27ZM173 25H171V27L170 28H173L172 27ZM178 26V25H177ZM177 26H175V28L177 27ZM188 26H187V28H188ZM9 26H7V27H5V30L4 31H6V28H8ZM22 27V26H21ZM21 27H18V28H20L19 30H17L16 29V31L15 32H18V31H20L22 28ZM24 27V26H23ZM49 27V26H48ZM48 27H46V29H48ZM51 27V26H50ZM84 27H86V25L84 26L83 25V28ZM100 27H98V29L100 28ZM168 27V26H167ZM16 28V27H15ZM14 27H12V31H13V29H15ZM40 28V30H41V26L39 27ZM43 28H44V26H43ZM60 28H63V27H60ZM60 28H59V32L62 30H60ZM73 28V29H72ZM105 28V27H104ZM104 28H101V30L99 29H97L98 31H101V32H103L102 31V29H104ZM111 29H112V27H110ZM148 28V29H149ZM180 28V27H179ZM183 28H185V27H183ZM9 29V28H8ZM33 29H36V27L34 28L33 27ZM46 29H44V30H46ZM51 29H52V27H51ZM50 28L48 29V30H51ZM107 29V28H106ZM113 29H114V27H113ZM112 29V30H113ZM116 30H117V28H115ZM151 29H149V30H151ZM166 29V28H165ZM165 29L163 30V31H165ZM168 29V28H167ZM189 29V28H188ZM23 30H24V28H23ZM39 30V33L40 34H37V35H39V36H42V33H41V31ZM44 30H43V32H44ZM111 30V31H112ZM115 30V31H116ZM123 30V29H122ZM154 30H152V31H154ZM158 30V31H159ZM171 30H174V29H171ZM176 30V29H175ZM182 30H186V29H182ZM181 30V31H182ZM3 31V32H4ZM11 31V32H12ZM25 31V30H24ZM23 31V32H24ZM57 31V30H56ZM68 32V34H69V32H71V31H69V30H67ZM75 31L74 32H71L70 34H72V33H75ZM81 31V30H80ZM105 31V30H104ZM115 31L113 30V33H115ZM124 31H126L125 29H124ZM124 31H121L122 33H120V34H124L123 32ZM159 31V32H160ZM167 32H168V30H166ZM170 31V30H169ZM178 31V30H177ZM180 31V35L182 34L183 35V33ZM8 32V31H7ZM48 32H50V31H48ZM63 32V31H62ZM61 32V33H62ZM101 32H99V33H101ZM106 32H108V31H105L104 33H106ZM118 32V31H117ZM116 32V33H117ZM147 32V31H146ZM149 32V31H148ZM151 32V31H150ZM159 32H157V34L159 33ZM184 32V31H183ZM187 32V31H186ZM186 32H184V33H186ZM1 33H2V31L0 32V35H1ZM21 35H22V32L20 31L19 32ZM25 33V32H24ZM36 33H38V31L36 32ZM94 33H96L95 31H93V34ZM99 33H96V36H97V34H99ZM108 33H110V31L108 32ZM112 33V32H111ZM115 33V34H116ZM126 33V32H125ZM152 33V32H151ZM156 34V32H153V34ZM165 33V32H164ZM172 33V32H171ZM173 33L175 34V31H173ZM172 33V37H174L173 34ZM6 34V33H5ZM5 34H3L5 37H6V35ZM13 34H15V33H13ZM54 34V33H53ZM52 34V35H53ZM56 34V33H55ZM59 34V33H58ZM58 34H56V35H58ZM69 34V35H70ZM79 34V33H78ZM81 34V33H80ZM103 34V33H102ZM102 34H99V35H102ZM118 34H119V32L117 33V35H115V36H118ZM119 34V36H122V35H120ZM129 34V33H128ZM145 34H148V33H145ZM144 34V35H145ZM152 34V35H153ZM156 34V35H157ZM167 34H170V33H166V39H167ZM176 34H178V32H176ZM187 34V33H186ZM185 34V35H186ZM8 35V34H7ZM24 35V34H23ZM23 35H22V38H23ZM36 35V34H35ZM36 35V38L37 37H39V36H37ZM55 35V36H56ZM67 35V34H66ZM74 35V34H73ZM91 35H92V33H91ZM126 35H127V33L125 34V35H123L124 37H122L121 39H125V38H127L126 37ZM149 35V34H148ZM152 35H151V37H152ZM159 35H161V36H163L162 34H160L159 33ZM181 35V36H182ZM3 36V37H4ZM18 36L19 35H17V39H20V36H19V38H18ZM102 36H104V34L102 35ZM108 36H109V40H108ZM107 36V34H106V37H101V41H105L106 42V44L107 45H109L108 43L110 42V45H111V41L112 40H114V38L111 40V34H109ZM113 36H114V34H113ZM128 37H129V35H127ZM161 36H160V38H161ZM170 35H169V37H171ZM175 36H178V35H175ZM184 36V35H183ZM2 38V40L4 39V41H2V42H5V40H6V43H10L9 42V36L8 37H6V38ZM44 37V36H43ZM57 37V36H56ZM59 37V36H58ZM62 37H63V35H62ZM68 37V36H67ZM75 37V36H74ZM84 37V36H83ZM99 37V36H98ZM144 37V39L146 38V41H147V37H145V36H143ZM151 37H148L149 39L151 38ZM159 37V36H158ZM171 37V38H172ZM184 37H186V36H184ZM7 38H9L8 40H7ZM21 38V39H22ZM35 38V37H34ZM40 38V37H39ZM46 40H47V38L46 37H44ZM44 38H42L43 40H44ZM60 39H61V37H59ZM71 38V37H70ZM70 38H68V39H66L65 38V40H69ZM79 38H81L80 36H79ZM92 38V37H91ZM96 38V37H95ZM103 38H105L104 40H103ZM153 38V37H152ZM156 38V36H154V39ZM159 38V39H160ZM176 38V37H175ZM175 38H173V40L175 39ZM16 39V40H17ZM21 39H20V41H21ZM41 39V41H43ZM59 39V40H60ZM73 39V38H72ZM82 39V38H81ZM85 39V38H84ZM93 39V38H92ZM91 39V40H92ZM118 39L120 40V38H117L116 37V39L114 40V41H116L117 40V42H118ZM143 39V40H144ZM148 39V41L150 42H152V43H154L151 39L149 40ZM153 39V40H154ZM159 39L157 40L158 42H160L161 43V39H163V37L160 39V41H159ZM185 39V38H184ZM37 40H38V38H37ZM46 40H44V44L42 43V42H39L38 43V45L41 43V44H43V46H41L42 47V49L43 50H45V47H46ZM63 40V39H62ZM61 40V41H62ZM64 40V41H65ZM75 40V39H74ZM88 40H90V39H88L87 38V41H86V43L88 42ZM94 40V39H93ZM97 40H98V38H97ZM96 40V41H97ZM123 40H122V45L121 44H119L121 47H122V52L124 51V50H126V52L125 53H127V52H129V50H130V54L132 53V55H133V53H134V55L136 54V52H138V53H140L139 51L140 50H138V51H136L137 50V47H136V50L134 51V52H132V50L135 48H133V46L132 47H130V44L127 42V40L125 41V42H127L126 44L128 45V47H130V48H126L124 45H126V44H123V43H125V42H123ZM142 40V41H143ZM156 40H155V43H156ZM169 40V42H166L165 40L164 41H162V43L163 42H166V44L168 43H172V40H171V42H170V38L168 39ZM167 40V41H168ZM70 41H72V40H70ZM79 41V40H78ZM121 41V40H120ZM119 41V42H120ZM130 41V40H129ZM147 41V42H148ZM184 41V40H183ZM186 41L184 42L185 44H186ZM190 41H191V39H190ZM1 42V41H0ZM1 42V43H2ZM22 42H23V40H22ZM57 42V41H56ZM85 42V41H84ZM98 42V41H97ZM105 42H103V43H105ZM134 43H135V41H133ZM151 42L148 44L149 46H150V44H151ZM181 42H182V40H181ZM181 42H179V43H181ZM60 44H61V42H59ZM66 44L67 43H69V42H65ZM72 43H74V41H72ZM79 43H83V42H80L79 41ZM121 43V42H120ZM154 43V44H155ZM184 43H182V44H184ZM4 45H5V43H3ZM40 44V45H41ZM75 44V43H74ZM77 44V43H76ZM84 44V43H83ZM113 44H115V47H117V44L114 42H112V45ZM140 44V43H139ZM138 44V45H139ZM147 44V43H146ZM157 44V43H156ZM159 44V43H158ZM166 44L164 45V46H161V45H159L158 47L159 48H161V47H163V49H161V50H164V47L166 46ZM168 44H167V46H168ZM175 44H176V42H175ZM69 44H67V46L66 47H68L69 49L73 46H71V45H69ZM78 45H81V44H78ZM111 45V46H112ZM132 45V44H131ZM134 45V44H133ZM136 45V44H135ZM141 46H142V42H141V44H140ZM191 45V46H190ZM6 47V49L8 48L9 49V46L6 44L5 45ZM8 46V47H7ZM48 46H49V43H48ZM60 46V45H59ZM58 45H57V47H59ZM71 46V47H70ZM76 46V45H75ZM152 46H153V44H152ZM152 46H150V47H152ZM182 46V47H181ZM115 47H113V48H115ZM121 47H119V49H121ZM154 47H155V45H154ZM169 50L171 49V47H170V44H169ZM13 48V47H12ZM73 48V47H72ZM112 47H111V49L112 50H115V49H113ZM118 48V47H117ZM133 48V49H132ZM7 49V52H9V50ZM41 49V48H40ZM108 49V48H107ZM106 49V50H107ZM129 49V50H128ZM12 50V49H11ZM10 50V51H11ZM13 50L15 51V49L13 48ZM18 50H19V48H18ZM18 50H17V53L16 54H18ZM21 50V53H20V55H19V57H21V54H22V51L24 50H22V49H20ZM43 50H41V51H43ZM47 50V49H46ZM91 50V49H90ZM93 50L94 51H96L95 49H92L91 50V52L90 53H92L91 55H94V52H93ZM117 50V49H116ZM128 50V51H127ZM161 50H160V52H161ZM165 50H168V49H165ZM165 50H164V52L163 53H165ZM1 51V53H0V55H2V51H3V53L5 52L3 49L2 50H0ZM25 51V50H24ZM23 51V52H24ZM87 51V50H86ZM89 51V50H88ZM99 51V50H98ZM156 51H158L159 52V49L157 48L156 49ZM6 52V53H7ZM26 52V51H25ZM24 52V53H25ZM45 52H47V51H45ZM49 52V51H48ZM51 52L52 51H50L49 53H44V56L42 55L41 57H45L46 59H48V57L47 56H49V54H51ZM84 52H85V50H84ZM83 52V54H86V53H84ZM100 52H102V54H106L107 53V51L105 52H103L102 50L101 51H99V52H97V53H99V55L101 54ZM121 52V51H120ZM167 52V51H166ZM170 52H171V50H170ZM173 52H171V54H173ZM180 52V54L182 53V55H185L184 54V52H181V50L179 51ZM55 54H54V57H49V59L51 58H57V56L59 55V54H57V56L55 57V55H56V53H58V52H54ZM97 53H95V56H96V54ZM111 54H109V55H111L110 57H112V58H114L115 59V57H114V55L112 56V54H113V52L111 51L110 52ZM124 53V52H123ZM122 53V54H123ZM163 53L161 54V56H163ZM167 53H169V52H167ZM164 54L165 56L166 55H168L169 56V54ZM5 54V53H4ZM10 53H8V55H9ZM38 54V53H37ZM46 54H48V55H46ZM52 54H53V52H52ZM89 53H87L86 55L88 56V59H89V55H88ZM104 54V55H105ZM170 54V55H171ZM178 54V53H177ZM11 55H12V51H11ZM10 55V56H11ZM24 55V54H23ZM22 55V56H23ZM86 55H85V57H86ZM90 55V56H91ZM103 55V56H104ZM108 55V54H107ZM108 55V56H109ZM139 55V57L138 58H141V56L140 55H142V54H138ZM137 55V56H138ZM175 55V54H174ZM173 55V56H174ZM182 55L181 56H179V54L178 55H176V56H172V58H174V59H176L177 58V56H178V59L180 58V57H182ZM14 57H17V58H19L17 55H13ZM12 56V57H13ZM83 56V55H82ZM94 56V57H95ZM102 56V55H101ZM103 56H102V58H103ZM106 56V55H105ZM105 56H104V59H105ZM108 56H106V57H108ZM116 56V55H115ZM167 56V57H168ZM34 57H36V55L34 56ZM38 57V56H37ZM156 57V56H155ZM155 57H153V58H155ZM158 57V56H157ZM166 57V58H167ZM176 57V58H175ZM84 58V57H83ZM82 57H81V59H83ZM102 58H98V55L96 56V60L97 59H102ZM117 58H119L118 56H117ZM169 58V57H168ZM171 57H170V59H172ZM40 59V58H39ZM58 59V58H57ZM62 59V61L64 60V58L62 57L61 58ZM60 59V60H61ZM90 59H91V57H90ZM90 59H89V62H91L90 61ZM103 59V60H104ZM107 59L108 58H106V62L105 61H103V62H105L104 64H107ZM169 59V60H170ZM173 59V60H174ZM183 59H185V58H183L182 57V60ZM187 59V60H188ZM37 60V59H36ZM68 60H71V59H67V62H68ZM121 60L123 61V59L121 58ZM135 60V62H137V59H134ZM139 61H140V59H138ZM172 60V63H171V65L172 64H174L173 62L175 61H173ZM182 60H179L180 62L182 61ZM192 60V61H191ZM65 61V60H64ZM88 61V60H87ZM87 61H85V62H87ZM102 61V60H101ZM109 61V60H108ZM132 62H133V58H132V60H131ZM138 61V63H141V62H139ZM177 61V60H176ZM185 61V60H184ZM35 62V61H34ZM71 61H69V63H70ZM82 62V61H81ZM85 63V64H87V66L85 67V70H84V68H81V71L83 70L86 74L84 75V72L82 71V73H83V77H85V76H87V73H89V72H86V71H88L89 69H93V68H97L98 70H96L97 71V74H98V71H99V73L100 74H102V75H100L99 74V78L97 77V80L98 79H100V80H102L101 79V77L103 76V79L105 78L106 80H102L101 82L104 84H106V81H108L107 83L108 84H106V87H108V85L110 86V87H112V89H114V90H112V91H116V89L118 88V87H120V89H117V90H121V93H123V94H127L128 95V93H130L131 91V89H128V88H126V87H124V86H126V84H124L125 82H127L128 81V83L132 86V80H133V82L137 79V78H135V80L134 79H132V78H134V76H136V74H138V73H136L137 71H138V67L136 68L134 65H133V67H135L136 69H137V71L135 72V71H133L132 69L130 70V68L129 67H127L128 69L125 71L124 69H126V68H124L126 65H123V64H125V63H123V62H120L123 66V69H122V71H120V65L118 66V69L119 70H117V66H115V63L113 62V66H109V64H107V65H103V62H102V65L101 64H97L99 61L97 60V61H93V62H96V63ZM110 63H111V61H109ZM115 62H117L118 63V61H115ZM130 62V61H129ZM132 62H130L131 63V68H132ZM171 62V61H170ZM170 62H168L169 64L168 65H170ZM65 63H66V61H65ZM73 63H75V60L71 63L72 64V68L74 67L73 66ZM79 63H80V61H79ZM120 63H118V64H120ZM129 63V64H130ZM162 63H163V61H162ZM178 62H176V64H177ZM184 64H183V66L186 64L187 65V63H185V62H183ZM38 64V63H37ZM68 64V63H67ZM71 64H69V66L71 65ZM80 64H82V63H80ZM80 64H78L77 63V65L73 68V69H76V67H77V70H78V66L80 65ZM89 64V65H88ZM118 64H116V65H118ZM176 64H175V67H176ZM178 64H180V63H178ZM168 65H166L165 64V66H168ZM180 65H182V64H180ZM85 66V65H84ZM107 66V67H106ZM182 66V67H183ZM11 67H12V65H11ZM11 67H9V68H11ZM82 67V66H81ZM163 67V66H162ZM169 67V66H168ZM167 67V68H168ZM173 67V66H172ZM175 67H173L174 69H175ZM181 67V68H182ZM8 68V74H11L10 73V69ZM145 69H143V67H142V69H141V67H140V69L142 70V71H145L146 70V67H144ZM166 68V67H165ZM79 69H80V67H79ZM149 69V68H148ZM160 69V72L161 71H163V70H161L162 68H159ZM174 69H173V71H171V73L173 72H176V73H178V72H180V70L177 72V70H178V66H177V70L175 69V71H174ZM180 69V68H179ZM184 69H185V67H184ZM95 70V69H94ZM103 70H104V72H103ZM124 70V71H123ZM156 70V69H155ZM165 70H169V69H165ZM164 70V71H165ZM183 72H185L184 70H183V68L181 69ZM75 70H73V73H74V75L76 74L75 72H74ZM81 71H78V75L80 76V75H82V73H81ZM90 71V70H89ZM93 71V70H92ZM96 71H94L95 73H96ZM154 71V70H153ZM153 71H152V73H153ZM159 71V70H158ZM158 71H156V74H157V72ZM166 71V72H167ZM170 71V70H169ZM168 71V72H169ZM186 71H188L187 70V68H186ZM6 73H7V71H5ZM4 72V73H5ZM182 72V73H183ZM4 73H2V74H4ZM136 73V74H135ZM139 73H140V71H139ZM146 73H148V70H147V72L145 71V73L144 74H146ZM151 73V74H152ZM155 73V72H154ZM154 73H153V75H154ZM159 73V72H158ZM170 73V72H169ZM181 73V72H180ZM180 73H178V74H180ZM189 73V71L186 73V74H188ZM1 74V73H0ZM41 74V73H40ZM39 74V75H40ZM44 74H46V73H44ZM43 74V75H44ZM90 74H93L92 72L90 73ZM90 74H88L89 76H88V78L87 79H85L86 81L84 82L83 80H80V81H83V83H81L80 85L82 86V89H83V87L84 88H86V87H89L90 85H93L94 84V86L96 87V89H98V87L100 86L99 84L101 83H97V82H91V83H93V84H90L89 86L87 85V84H89V83H87V81H89V80H93V79H91L90 78V76L91 77H93L92 75H90ZM141 74V73H140ZM142 74H143V72H142ZM140 75V77L142 76V77H146V75H147V80H148V75L150 74V73H148V74H146V75ZM150 74V75H151ZM160 74V73H159ZM158 74V75H159ZM167 74V73H166ZM177 74V75H178ZM6 75V74H5ZM4 75V76H5ZM38 75V74H37ZM43 75H41V76H43ZM69 75V74H68ZM68 75H65V77H63V78H65L66 79V77H67V80L69 81V76ZM74 75H73V77H74ZM77 75V74H76ZM149 75V76H150ZM153 75L152 76H150V78H152L153 77ZM165 75V74H164ZM163 74L161 75V78H162V76H164ZM168 75V74H167ZM167 75H165L164 77L165 78H167L168 76H173V74H169L168 76ZM176 75V74H175ZM176 75V76H177ZM181 75V74H180ZM179 75V76H180ZM7 76V75H6ZM12 76V75H11ZM45 76H47V75H45ZM45 76H43V78L45 77ZM55 76V75H54ZM53 75H52V77H54ZM57 76V75H56ZM154 76H157V75H154ZM171 76V77H172ZM176 76H174V77H176ZM183 76H184V74H183ZM1 77V76H0ZM8 77V76H7ZM33 77V76H32ZM61 76H59L58 75V79H56V77H55V79H56V82H57V80L58 81H60V80H62V78H60ZM73 77L72 76H70V78L72 79V80H79V79H84V78H82V76H81V78H79V79H77V78H74L73 79ZM95 77H96V75H95ZM136 77H138V76H136ZM158 77V76H157ZM160 77V76H159ZM163 77V78H164ZM170 77V78H171ZM173 77V78H174ZM180 77H182V75L180 76ZM187 77V76H186ZM2 78V77H1ZM33 78H35V77H33ZM42 78V79H43ZM47 78H48V76H47ZM60 78V79H59ZM86 78V77H85ZM139 78V77H138ZM162 78V80H164ZM169 78V79H170ZM3 80H4V78H2ZM12 79V78H11ZM29 80L31 79L32 80V78H28ZM45 80H46V78H44ZM48 79H50V78H48ZM55 79H53L52 78V80H55ZM71 79H70V82H68L67 84H69V83H71ZM89 79V80H88ZM94 79H96V78H94ZM143 79V78H142ZM141 79V80H142ZM153 79H154V77H153ZM157 78H155V80H156ZM169 79L167 80L168 81V83H174V80L176 79V78H174V80L173 79H170V81H169ZM177 79H179V77L177 78ZM186 79V78H185ZM185 79L183 78V80L185 81ZM1 80V79H0ZM2 80V81H3ZM6 81H8L9 80V78H8V80L7 79H5ZM5 80L3 81V82H5ZM16 80V79H15ZM14 79L12 80V82L13 81H15ZM28 80V81H29ZM39 80H41V77H39ZM39 80H37V78H36V80H34V82H36V81H38V85H39ZM140 79L138 80V81H136V82H138V84H140V85H142L141 83H144V81L142 82ZM143 80H146V79H143ZM147 80H146V82H147ZM150 80V79H149ZM154 80V81H155ZM158 80H160L159 78H158ZM158 80H156L157 82H159ZM161 80V81H162ZM2 81H0V82H2ZM44 81V80H43ZM43 81H41V82H43ZM46 81H48V80H46ZM79 81V82H80ZM96 81V80H95ZM130 81V82H129ZM141 81V83H139ZM153 81V80H152ZM153 81V82H154ZM161 81L159 82V83H161ZM167 81H165V82H167ZM190 81H191V83H190ZM2 82V83H3ZM12 82H11V84H12ZM16 82V81H15ZM40 82V83H41ZM55 82V81H54ZM56 82H55V85L54 84H51V86L53 85V86H56ZM60 82H61V84H60ZM59 82V85H60V88H59V85H57L58 87H55L56 89H63V86H66V85H64V84H66L65 83V81L64 82H62V81H60ZM75 82H77V81H75ZM75 82H73V83H75ZM99 82V81H98ZM136 82H134V83H136ZM144 83L145 85L149 82H147V83ZM177 82H178V80H177ZM179 82L181 83L182 82V80H180L179 79ZM187 82V81H186ZM6 83V82H5ZM44 83H45V81H44ZM48 83H49V81H48ZM48 83H46V85L45 86H47V84ZM58 83V82H57ZM86 83V84H85ZM97 83V84H96ZM127 83V84H128ZM132 83V84H131ZM151 82H149V84H150ZM175 83H176V81H175ZM1 84V83H0ZM14 84V83H13ZM17 84H18V82H17ZM37 83H35V86H37L36 85ZM42 84V83H41ZM50 84V83H49ZM96 84V85H95ZM103 84H101V86H103ZM137 84V83H136ZM137 84V85H138ZM154 84V83H153ZM152 84V85H153ZM161 84H163V83H161ZM165 84V83H164ZM182 84V83H181ZM185 84V83H184ZM28 85H30V83H28ZM28 85H27V87H28ZM70 85V84H69ZM72 85H76V84H72ZM72 85H70L71 87H75V86H72ZM80 85L79 84H77L76 86H77V89L76 88H74L75 89V91L74 92H78V89H81V87H80ZM86 85V86H85ZM97 85H99L98 87H97ZM133 85H135V84H133ZM145 85H143V86H145ZM157 85H158V83L156 84V85H154L153 87H152V90H153V88H155V86L157 87ZM166 85V86H165ZM164 86L162 85V87H164L165 89H166V87H167V84H165ZM180 85V84H179ZM16 85L14 84V87H15ZM52 86V87H53ZM62 86V87H61ZM69 86V87H70ZM80 88H79V87ZM105 86V85H104ZM148 86V88H149V85H147ZM147 86H145V87H147ZM168 86H170L169 84H168ZM171 86H174L173 84L171 85ZM175 86H178V85H175ZM174 86V87H175ZM185 86H183L182 87V90H181V88H180V94H184L185 95V93H183L182 91H183V88L185 87ZM189 86V85H188ZM3 87H4V85H3ZM2 87V89H4ZM6 87V86H5ZM7 87L9 88V85H7ZM6 87V88H7ZM13 86L11 87L10 86V89L9 90H11L12 88H14ZM40 87V86H39ZM39 87H32V84H31V88H33V90H35V91H33V90H31V88H30V86H29V88L27 89V88H23V87H21L22 88V90L24 89V90H26L27 89V91L28 90H30L29 92H24V93H22L21 94V96H20V98H25L24 100H26L25 102H23L24 103V105H23V107H14L15 105H13L12 104V102H14V100H16L17 98H19V93H21V92H23L21 89H18V88H16L17 90H16V94H11L10 92H8V91H6L7 92V94H6V92L5 93H3V92H0V98L2 99H5L6 101H10V100H12L11 101V104L10 103H8V102H3L4 100H0V153H8L10 156V158L11 159H13V158H15L16 160L17 159H24L25 161H26V165H25V167L28 165L30 168H31V170H32V168L33 169H35L34 168V166H30L29 164H28V160H29V158L31 159V160H29V161H35V160H37L38 161V170L40 169V168H43V170H44V167L45 168H49L50 166H54L55 167V165L56 166H58L61 162V159H58V160H60L58 163V165H57V163H56V157H57V155L56 154H52L51 153V151H52V149L55 147L54 145H56L57 146V144H60V145H62L61 144V141H60V139L62 138V135H64V132L66 131V129H68V130H71V131H76L75 132V134L77 133V132H79V134L81 133L82 135H79L78 134V136H80V138H82V137H84V136H86V138L87 137H89V138H91V137H93V139H94V142L95 143H98V142H96V140L97 141H100V140H103V136H105L106 135V133H107V135L109 134V133H111V136H113L112 134L113 133H115L114 131H116V129L114 130V125L112 126V127H109V125H111V124H113V123H111V121L113 120L114 121V123L116 122L114 119H112L111 120V118L115 115V114H113V116L112 117H110L109 118V115H108V113H109V111L112 109H114L113 111V113H115V109H116V107H112L111 109L109 108V104H108V102H107V105H108V107L107 108H109V109H107L106 108V102L104 103L105 105H103V103H102V107H99V106H96V107H92L91 105H89V107H91V108H85V109H82L81 108V106H83L82 104L80 105V101H77V100H80L78 97L80 96L79 94V96L77 97V94H75L76 95V99L75 100H70V98H69V100L68 99H65V98H61V97H51L52 95H50V94H48L46 91H43L41 88H39ZM50 87V86H49ZM91 87V86H90ZM89 87V88H90ZM109 87V88H110ZM121 87H123V88H121ZM128 87V86H127ZM135 87V86H134ZM140 86H138V88H139ZM162 87H160V88H162ZM180 87V86H179ZM179 87H178V89H179ZM5 88V89H6ZM67 91H69V90H71V88H69V90H68V85H67ZM88 88V89H89ZM91 88H93V86L91 87ZM90 88V89H91ZM105 88V87H104ZM108 88V89H109ZM136 88V87H135ZM148 88H145V92L146 93H141V94H146V96H145V98H148L149 97V100L150 99H152L153 98V96H151L150 94L151 93H153V92H151L152 90L149 88V90H148ZM157 88H159V86L157 87ZM156 88V89H157ZM164 88H162L161 90H163V91H165V93H166V90H167V92H168V89L170 90V89H172L171 87L170 88H168L167 87V89L166 90H164ZM187 88V87H186ZM55 89V90H56ZM64 89H65V87H64ZM62 90L63 92H66V89L65 90ZM100 89H101V87H100ZM106 89V88H105ZM104 89V90H105ZM141 89V91L143 92V88H140ZM143 89V90H142ZM156 89H154V91L155 92H157L156 91ZM191 89V88H190ZM189 89V90H190ZM193 89H192V91H193ZM14 90H15V88H14ZM21 90V91H20ZM46 90V89H45ZM53 90V89H52ZM60 90V91H61ZM77 90V91H76ZM91 90H94V88L93 89H91ZM104 90H102L101 92L103 93V94H106L107 92H108V90L107 91H105V92H103ZM129 91L128 93L126 92V91ZM132 90H135L136 92L138 91L137 90V88L136 89H132ZM159 90V89H158ZM186 90V89H185ZM2 91V90H1ZM4 91V90H3ZM20 91V92H19ZM33 91V92H32ZM80 91H82V90H80ZM98 91H99V89H98ZM111 90L109 91V92H112ZM134 91V92H135ZM172 91H173V89H172ZM176 91H178L177 90V87H176ZM176 91L174 92H172L173 94H175L176 93ZM191 91V90H190ZM15 92V91H14ZM14 92H12V93H14ZM83 92H84V90H83ZM87 92H89V91H87ZM95 92V91H94ZM100 92V91H99ZM100 92V93H101ZM126 92V93H125ZM140 92V91H139ZM159 92V91H158ZM162 92V91H161ZM187 92H189L188 90H187ZM29 93V94H28ZM69 93L71 94V92L69 91ZM68 92H66V96H68L67 94H69ZM79 93V92H78ZM81 93V92H80ZM90 93H91V91H90ZM90 93H86V95H85V93H84V95L85 96H89V94ZM96 93H98V92H95L93 95L96 97ZM116 93H117V91H116ZM169 93V92H168ZM178 93V92H177ZM176 93V94H177ZM194 93V92H193ZM55 94V93H54ZM53 94V95H54ZM69 94V95H70ZM92 94V93H91ZM90 94V96L89 97H92V95ZM111 94V93H110ZM115 94V93H114ZM120 94V93H119ZM131 94V93H130ZM134 94V93H133ZM133 94H131L130 96H132ZM137 94H138V92H137ZM172 94V95H173ZM179 94V95H180ZM59 95V94H58ZM63 95V94H62ZM64 95V96H65ZM72 95H73V93H72ZM138 95H140V94H138ZM154 95L156 96V93H154ZM158 95V94H157ZM162 95V94H161ZM165 95H167V94H165ZM164 94L162 95V96H164V97H162V98H164L165 100H167L168 99V96L169 95H167V96H165ZM172 95H170L169 96V98H171V96ZM178 94L177 95H175V96H179ZM191 95V94H190ZM207 95V96H206ZM83 98H84V96L83 95H81ZM93 96V97H94ZM104 96H110L109 95V93H108V95L106 94V95H104ZM118 97V95L117 94H115V97L114 98H116L115 100H119L117 97ZM129 96V95H128ZM135 95H133V97H134ZM150 96L152 97V98H150ZM160 96V95H159ZM174 96V95H173ZM172 96V97H173ZM182 96V95H181ZM180 96V97H181ZM72 97H74V96H72ZM94 97V98H95ZM98 97H103L102 96V94H101V96L99 95V93H98V96L96 97L97 99H98ZM121 98H122V96H120ZM135 97H137V96H135ZM157 97V96H156ZM165 97H167V99L165 98ZM183 97V96H182ZM190 97H192V96H190ZM190 97H188L189 98V100L191 101V99H190ZM196 97V96H195ZM204 97V98H205ZM209 97L207 98L208 100H209ZM52 98V100H50L49 101V99H51ZM105 98H107V97H105ZM105 98H103V100L105 99ZM109 98H113V95L111 94V97H109ZM120 98V99H121ZM127 98V97H126ZM132 98V97H131ZM138 98H143L142 97V95H141V97L140 96H138ZM155 98V97H154ZM153 98V99H154ZM159 98V97H158ZM162 98H159V99H162ZM188 98L186 97V100H188ZM193 98V97H192ZM201 98V97H200ZM212 98H210L211 100H212ZM33 100L34 102H33V104H31L32 102L30 101V100ZM86 99V98H85ZM84 99V100H85ZM90 99V98H89ZM102 99V98H101ZM125 98H123V99H121L122 101L124 100ZM130 98L128 97L126 100H129ZM153 99L151 100V101H153ZM159 99H157L156 98V100L157 101H159ZM176 99V98H175ZM174 99V100H175ZM180 99V98H179ZM178 99V100H179ZM181 99H184V98H181ZM196 99V98H195ZM194 99V100H195ZM202 100H203V98H201ZM20 100V99H19ZM18 99L16 100V101H19ZM99 100V99H98ZM98 100H95L94 99V101H96L94 104H97V101ZM106 101H107V99H105ZM110 100V99H109ZM134 100V99H133ZM137 100H139V99H137L136 98V101L134 100L133 101V103L135 102V105L137 104L136 102H137ZM147 100V99H146ZM149 100H147V101H143L144 102V105H146L145 103H148L149 102ZM165 100H160V102H163V101H165ZM171 100V99H170ZM170 100H168V102L167 103H169V101ZM177 100V99H176ZM175 100V101H176ZM177 100V101H178ZM186 100L184 101V102H186ZM193 100V101H194ZM196 100H198V99H196ZM200 100V99H199ZM16 101L14 102V103H16ZM21 101V100H20ZM28 101H30L29 103H28ZM87 101V100H86ZM85 101V102H86ZM101 101V100H100ZM111 101V100H110ZM113 101V100H112ZM111 101V102H112ZM141 101V100H140ZM139 101V102H140ZM173 101V100H172ZM175 101H173V102H175ZM176 101V102H177ZM183 101V100H182ZM205 100H203V102H204ZM213 101V100H212ZM212 101L210 102V104H212ZM102 102V101H101ZM119 102H121L120 100H119ZM130 102L132 103V101L130 100ZM139 102H138V105H132L131 103H130V105H132V107L128 104L127 106H129V107H131L130 109L131 110H133V111H131V110H128L129 108L127 107V106H125V109H126V107L128 108L126 111H130V113H125V116L127 117L128 116V118L129 117H133V119H135V115L138 113H140V112H138L139 110L138 109H140L141 107H143V105H140L139 104ZM142 102V101H141ZM165 102V103H166ZM171 102V101H170ZM179 102V101H178ZM176 103V105L177 104H179V103ZM202 101H201V104L200 103H198V102H193L194 104L195 103H198L199 105V107H200V105H202V104H204ZM92 103V102H91ZM117 102H115V104H116ZM125 103V102H124ZM123 103V104H124ZM128 103H129V101H128ZM153 103V102H152ZM154 103H156V101H155V99H154ZM153 103V104H154ZM165 103H164V105H165ZM180 103L182 104V102L180 101ZM191 102H189V105H192V104H190ZM88 104V103H87ZM90 104V103H89ZM113 104H114V101H113ZM122 104V103H121ZM122 104V105H123ZM125 104H127V101H126V103ZM124 104V105H125ZM157 104V103H156ZM158 104H160L159 102H158ZM157 104V105H158ZM169 104H171V103H169ZM175 104V103H174ZM173 104V105H174ZM184 105H186V104H188V102L187 103H183ZM193 104V105H194ZM207 104H209V103H207ZM213 104H214V101H213ZM225 104H227V105H225ZM22 105V104H21ZM97 105H100L101 106V103L99 104V101H98V104ZM123 105V106H124ZM150 105V104H149ZM149 105H147V106H144L145 108H143L144 110H146V112L147 111H150V107H149V110H148V106ZM157 105H154V107H157ZM164 105H162L163 107H164ZM167 105V104H166ZM197 105V104H196ZM224 105H225V107H224ZM248 105H250L251 107H248ZM105 106V108H103ZM111 106H113V105H111ZM110 106V107H111ZM121 107V108H123L124 109V107ZM135 106V107H134ZM151 106V105H150ZM153 106V105H152ZM151 106V107H152ZM169 106V105H168ZM187 106V105H186ZM195 106V105H194ZM204 106H206V105H204ZM203 106V107H204ZM212 106H211V108H212ZM162 107V109H160V106L158 105V110L160 109L161 111L164 109ZM171 107H173V106H171ZM183 107V109H185L184 107L185 106H182ZM187 107H189V106H187ZM193 106H191V107H189L190 108V110H191V108H192ZM208 107V106H207ZM84 108V107H83ZM153 108V107H152ZM168 108V107H167ZM167 108H166V110H167ZM176 109H180V106L178 107H175ZM209 108V107H208ZM211 108L210 109H208V110H211ZM214 108H212V109H214ZM227 108V109H226ZM118 109V108H117ZM117 109H116V111H117ZM119 109H120V106H119ZM122 109V110H123ZM175 109V110H176ZM194 109V108H193ZM224 109H226V110H224ZM142 110V109H141ZM144 110H142L141 112H143L142 114L144 115L145 114V112H144ZM170 110H174V107L173 108H171V109H169L168 108V111H170ZM174 110V111H175ZM180 110H182V108L180 109ZM179 110V112H181ZM186 110V109H185ZM185 110H184V112H185ZM187 110H188V108H187ZM190 110H188V111H186L185 113H187V112H189ZM194 110H197L196 108L194 109ZM193 110V111H194ZM125 111V112H126ZM152 111H155V109H152ZM160 111V112H161ZM164 111H165V109H164ZM183 111V110H182ZM193 111L191 110L190 112H189V114H192L193 113ZM111 112V111H110ZM124 111H122V113H123ZM156 112V111H155ZM155 112H152V113H154L155 114ZM175 112H178V111H175ZM175 112H173V113H175ZM192 112V113H191ZM119 113H121V111L119 112ZM148 113V112H147ZM151 113V111L149 112V114H152ZM164 113V112H163ZM117 114V113H116ZM141 114V113H140ZM149 114H147V115H145L146 116V120H148V119H150V118H148V116H149ZM160 115L158 112L155 114V115ZM162 114V113H161ZM166 113H164L163 114V119H166V118H164V116H167V114L165 115ZM169 114H172V113H170L169 112ZM176 114V113H175ZM175 114H173L174 115V117L173 116H170V117H173L174 119H176L175 118ZM179 114H181V113H178V115ZM182 114H183V112H182ZM189 114H184V115H186L187 117V120H188V116H189ZM204 114V115H203ZM110 115H112V112L110 113ZM118 115V114H117ZM116 115V116H117ZM203 115V116H202ZM119 116H121L122 117V114H119L118 115V117ZM123 116H124V113H123ZM125 116L121 119V120H123V119H127L128 120V118H125ZM137 116H139L140 117V115H136V117ZM145 116H142V117H145ZM151 116V115H150ZM169 116V115H168ZM180 116V115H179ZM182 117H184L183 115H181ZM191 116V115H190ZM195 116V115H194ZM117 117V119H119ZM139 117H137L138 119H140ZM152 117V116H151ZM155 117V116H154ZM153 117V118H154ZM157 117V116H156ZM155 117V118H156ZM158 117H161V119H162V115H160V116H158ZM196 117V116H195ZM114 118L116 119V117L114 116ZM148 118V119H147ZM153 118H152V120L151 121H154V120H157L158 118H156V119H154L153 120ZM169 118V117H168ZM179 117L177 116V119H178ZM185 118V119H186ZM116 119V120H117ZM130 119H132V118H130ZM162 119V120H163ZM170 119V118H169ZM168 119V120H169ZM173 119V120H174ZM176 119V120H177ZM180 119H181V117H180ZM183 120L182 119V121L184 122V121H186V120ZM126 120V121H127ZM143 120V118L141 119V121ZM145 120V119H144ZM160 120V119H159ZM124 121V120H123ZM122 121V122H123ZM126 121H124V122H126ZM130 121H132V120H129L128 121V123L130 122ZM150 120H148V121H146V122H149ZM166 121H167V119H166ZM170 121V120H169ZM181 120H180V122H182ZM135 122H137V121H135ZM159 122H161V120L159 121ZM165 122V121H164ZM171 122H172V120H171ZM174 122H176V121H174ZM173 122V123H174ZM179 122V126H178V123H177V125L176 126H170V128H172L173 129V127H180V130H181V126L180 125H184L183 123H180ZM111 123V124H110ZM144 123V122H143ZM142 123V124H143ZM152 124H154L153 122H151ZM151 123H149V124H147L146 126H148V125H150ZM156 123V122H155ZM158 123V122H157ZM157 123H156V125H157ZM163 122H161V124H162ZM168 123V122H167ZM166 123V124H167ZM187 123V122H186ZM189 123V122H188ZM187 123V124H188ZM125 124H127V122L125 123ZM130 124L132 125V122H130ZM129 124V125H130ZM160 124V125H161ZM164 124V123H163ZM166 124H164V125H166ZM171 124V123H170ZM128 125V126H129ZM136 125H139V122H137V124ZM159 125V124H158ZM172 125V124H171ZM189 125H190V123H189ZM108 126V127H107ZM133 126H134V124H133ZM139 126H141L142 127V125H139ZM138 126V127H139ZM155 126V125H154ZM187 125L185 124V127H186ZM137 127V126H136ZM138 127H137V129H138ZM144 127H145V125H144ZM151 127H152V125H151ZM150 127V128H151ZM157 127V128H156ZM155 127V129H159V128H161L162 127V125L160 126V127H158V126H156ZM184 127V128H185ZM109 128H113L112 130H114L113 131V133L111 132L112 130L110 129V130H108V132H107V129ZM130 128H131V126H130ZM133 128V127H132ZM131 128V129H132ZM149 127H145V128H143V129H148ZM167 128H169V123H168V126H166V130H167ZM183 128V127H182ZM134 129V128H133ZM140 129H142V128H140ZM152 129V128H151ZM155 129H153L154 131H155ZM177 129H179V128H177ZM177 129H175L176 131H177ZM186 129V128H185ZM23 130H25V132L26 133H28L27 135H28V137H24V136H22V135H20V133L23 131ZM119 130V129H118ZM136 130V129H135ZM143 131V130H139L140 132H138L139 134H141L142 132H147V131ZM163 130V129H162ZM166 130H164V131H166ZM170 130V129H169ZM174 130V131H175ZM184 130V129H183ZM247 130V132H245ZM151 132H152V130H150ZM163 131V132H164ZM171 131V130H170ZM175 131V132H176ZM117 132V131H116ZM130 132H134L135 133V131H130ZM149 132V131H148ZM158 132H160L159 130H158ZM163 132H161V133H163ZM167 132V131H166ZM23 133V132H22ZM25 133V134H26ZM70 133H72V132H70ZM105 133V134H104ZM129 133V132H128ZM165 133V132H164ZM163 133V134H164ZM68 134V133H67ZM66 134V135H67ZM73 134H74V132H73ZM74 134V135H75ZM102 134V136H100ZM137 134V133H136ZM135 134V135H136ZM151 134V133H150ZM162 134V135H163ZM167 134V133H166ZM169 134V133H168ZM167 134V135H168ZM186 134V133H185ZM72 135V134H71ZM138 135V134H137ZM141 135H143V133L141 134ZM146 135H148L147 133H146ZM145 135V136H146ZM156 135V134H155ZM157 135H159L158 133H157ZM171 135H174V134H171ZM75 136H77V134L75 135ZM74 136V137H75ZM82 136V137H81ZM95 136H98V138L97 137H95ZM100 136V137H99ZM129 136H130V133H129ZM128 136V137H129ZM72 137V136H71ZM102 137V138H101ZM109 137V136H108ZM149 137V136H148ZM163 138H164V135L162 136ZM162 137H160L159 136V138H161L162 139ZM26 138V139H25ZM64 138V137H63ZM68 138V137H67ZM73 138V137H72ZM76 138V137H75ZM89 138H87V139H89ZM95 138H97V139H95ZM99 138H101V139H99ZM105 138H106V136H105ZM136 138V137H135ZM135 138H134V140H135ZM141 138V137H140ZM144 139H146V137H143ZM143 138H141L142 140H143ZM168 138V137H167ZM176 138V137H175ZM130 139H131V137H130ZM139 139V138H138ZM136 139L137 141H140L141 139ZM165 139V138H164ZM27 140V141H26ZM63 140V139H62ZM105 140V139H104ZM132 140V139H131ZM135 140V141H136ZM64 141H66V139L65 140H63V142ZM106 141V140H105ZM27 142V143H26ZM60 142V143H59ZM23 143L25 144V146H23ZM100 143H101V141H100ZM102 143H103V141H102ZM28 144V147H26V145ZM60 145H58V146H60ZM19 147H26V148H23L24 150L25 149H27V148H29L31 151V154L26 150L25 152H27L28 153V155H26V153H24L23 152V150L22 149H20V150H22V151H19V150H17ZM180 147H177L178 148V150H180L181 148ZM180 148V149H179ZM174 149H176V147L174 148ZM173 149V151H175ZM177 150V151H178ZM182 151V150H181ZM176 152V151H175ZM8 154H6L7 156H6V161L8 162ZM41 154V155H40ZM49 156H48V155ZM253 154H256V158L255 159H253V160H249V158L253 155ZM1 155V154H0ZM51 155H53V156H51ZM61 155V154H60ZM3 156V155H2ZM1 156V157H2ZM59 156V155H58ZM0 157V158H1ZM13 157V158H12ZM62 157V156H61ZM4 158H5V156H4ZM57 158H60V157H57ZM3 159V158H2ZM0 161H1V159H0ZM5 160L3 161L4 163L6 162ZM11 161V160H10ZM3 162L1 161V163H2V167H1V169H0V172L2 171V168H3V171H4V169L6 168L4 165H3ZM6 162V163H7ZM15 162H17V161H15ZM14 162V163H15ZM32 162V164L31 165H33V164H35L36 163V161L33 163ZM0 163V164H1ZM5 163V164H6ZM9 164L11 163V162H8ZM19 163H21V161L20 162H18V165L20 166V167H18V165H16L15 167H14V165H7V166H10V168L9 169H12L13 167V169L14 170H16L15 168H19V170L21 169V168H23V166L21 167V164H19ZM36 164V165H37ZM35 165V166H36ZM5 168H4V167ZM11 166H13L12 168H11ZM8 169V170H9ZM29 168L27 167V170H28ZM226 169V170H225ZM5 170H7V168L5 169ZM24 170H26V168H24ZM46 170V169H45ZM12 171V170H11ZM216 172H218V173H222L221 174V176L219 175V176H217L218 174H216ZM263 175V176H262ZM170 177L172 176L173 177V175H169ZM187 176V177H186ZM170 177H168V179H171ZM252 177V178H251ZM262 177V178H261ZM174 179V178H173ZM167 180V179H166ZM175 180V179H174ZM1 182H2V180H1ZM4 182V181H3ZM257 183L259 184V186H260V188H261V192H260V188L258 189V195L257 194H254V192H253V187L254 186H256L257 185ZM237 191H239V190H237ZM223 192V193H224ZM260 192V193H259ZM3 193V192H2ZM257 193V192H256ZM225 194H227V193H225ZM228 194H230V192L228 193ZM3 195H5V192H4V194ZM255 195H257L256 197H255ZM259 197H261V195L259 196ZM263 197H264V193H263V196H262V198L261 199H263ZM259 199V200H258ZM190 200V201H189ZM258 200V201H257ZM97 201V200H96ZM189 201V202H188ZM111 202V201H110ZM162 202H165L164 200L163 201H161V203ZM183 202H184V204H183ZM202 202V203H201ZM106 203V202H105ZM112 203H113V205H112ZM114 202L112 201L111 202V205L112 206H114ZM258 204V203H257ZM180 205V206H181ZM210 205V204H209ZM255 205V204H254ZM186 206V205H185ZM262 206H264V205H262ZM258 207V206H257ZM162 208V207H161ZM160 208V209H161ZM175 208V207H174ZM258 208H260V206L258 207ZM264 208V207H263ZM263 208H261V210L263 209ZM177 208H175V210H176ZM255 209V208H254ZM174 210V211H175ZM184 210V209H183ZM183 210H182V212H183ZM186 210H184V213H185V211ZM257 210V209H256ZM261 210H260V213H261ZM173 211V212H174ZM177 211V210H176ZM175 211V212H176ZM258 211H259V209L257 210V216H258V214H260V213H258ZM15 212H16V210H15ZM17 212H19V211H17ZM171 213L172 214V216L175 214L176 215V213L174 212V213ZM181 212V213H182ZM256 212V211H255ZM262 212H264L263 210H262ZM253 213H254V211H253ZM187 214H188V212H187ZM187 214L185 215V216H187ZM194 214V213H193ZM127 215V216H128ZM168 215V214H167ZM253 215V214H252ZM261 215V214H260ZM263 215V217H264V213L262 214ZM262 215H261V217H262ZM169 216V215H168ZM171 216V215H170ZM171 216V217H172ZM183 216H184V214H183ZM248 216V215H247ZM257 216L255 215V217L257 218ZM174 217V216H173ZM246 217V216H245ZM254 220H256L254 217H252ZM141 219V218H140ZM143 219V218H142ZM146 219V218H145ZM247 219H248V217H247ZM258 219H259V217H258ZM257 219V221H259ZM164 220L166 221V218H164ZM249 221H250V223L251 224H253V225H255V223H257V221L254 223V221H252V219L250 220V216H249V219H248ZM191 221V220H190ZM192 221H194V220H192ZM195 222V221H194ZM253 222V223H252ZM172 224V223H171ZM101 225V227L100 226H96V227H90V228H85V229H82V230H79V231H71V232H75V233H78V234H80V235H83V236H91V235H94V234H96L97 232H99V230H102L101 228L103 227L102 226V223L100 224ZM196 225V224H195ZM176 226V225H175ZM175 226H171V228L173 229H177V227L175 228ZM190 226H191V224H190ZM180 228H181V226H179ZM178 227V228H179ZM186 227H188V224H187V226ZM185 227V228H186ZM194 227V226H193ZM111 228V227H110ZM52 229H56V228H52ZM52 229H42V232L43 233H41V230L39 231L40 232V234H39V232L36 234L37 235V237H39L41 240H43L44 238H45V236H47V234L48 233H50V232H52ZM172 229H170V230H172ZM173 229V230H174ZM187 230H188V228H186ZM190 229H192V227L190 228ZM189 229V230H190ZM195 229H197V227L195 226ZM199 229V228H198ZM197 229V230H198ZM111 230H113V228L111 229ZM172 230V231H173ZM180 230V232L182 231L181 229H179ZM178 230V231H179ZM196 230V231H197ZM200 230V229H199ZM172 231H170V233L172 232ZM185 231V230H184ZM115 232H116V230H115ZM175 232H176V230H175ZM186 232V231H185ZM183 233V235H184V237H182V238H180V236L178 235L177 236V233H176V237H179L180 239L178 240V241H180L181 242V244H183V246L185 247V243H187V242H189V238L187 237V242L186 241H184L185 240V234L186 233ZM23 233V232H22ZM25 233V232H24ZM27 233V232H26ZM102 233V232H101ZM168 234H169V232H167ZM174 233V232H173ZM17 235H19V234H21V233H16ZM98 234H100V233H98ZM115 234V233H114ZM117 234V233H116ZM179 234V233H178ZM182 234V233H181ZM187 234H188V232H187ZM190 234H191V236H192V233L190 232L188 235L190 236ZM196 234V233H195ZM13 236L12 237H14V234H12ZM22 235V234H21ZM21 235H19V236H21ZM171 235V237H172V234H170ZM173 235V236H174ZM182 235V236H183ZM188 235H186V236H188ZM120 236V239H122V237H121V235H119ZM130 236V235H129ZM199 236V235H198ZM227 235H224V237H226ZM16 237V236H15ZM37 237L36 238H34V239H32L31 241V244H29V246H27V251H28V253H31V251H32V249H34V247H33V244L35 243V241L37 240ZM112 237V236H111ZM132 237V236H131ZM193 237V236H192ZM191 237V238H192ZM200 237V236H199ZM199 237H193L194 239H197V238H199ZM228 237V236H227ZM226 237V238H227ZM82 238V237H81ZM84 238V237H83ZM82 238V239H83ZM110 238V237H109ZM109 238L107 239L106 238V240H109ZM159 239H161V237H158ZM173 238V237H172ZM190 238V240H191V242L193 241L192 239ZM231 238H232V236H231ZM233 238H236V236L235 237H233ZM232 238V239H233ZM39 239V240H40ZM46 239V238H45ZM119 239V238H118ZM159 239H158V242H160L159 241ZM165 238H162L161 239V241L163 240V242H166L167 241V239L166 240H164ZM178 239V238H177ZM177 239H175L176 241H177ZM182 239H184L183 241H182ZM229 239V238H228ZM231 239V241H232V243H233V240ZM125 240V239H124ZM124 240L122 239V241L121 242H119L120 244H122V243H124ZM142 240V239H141ZM141 240H139V242H138V244L140 243V241ZM152 240H156V238L154 239V238H152ZM173 240H174V238H173ZM174 240V241H175ZM200 239H198L197 241H199ZM223 240H224V238H223ZM230 240V239H229ZM229 240H227L228 242H229ZM235 240V239H234ZM237 240V239H236ZM115 241V243H117V239H115L114 240ZM131 240H129V242H130ZM138 241V240H137ZM144 241V240H143ZM148 241V240H147ZM175 241V242H176ZM196 241V240H195ZM238 241V240H237ZM36 242H38V240L36 241ZM129 242H128V245H129ZM142 242V241H141ZM151 242V241H150ZM150 242H148V243H150ZM168 242V241H167ZM169 242H171V241H169ZM182 242H185V243H182ZM190 242V243H191ZM194 242V241H193ZM30 243V242H29ZM105 243H107V242H105ZM134 243V242H133ZM145 243H146V240H145ZM145 243H140V244H142V245H144ZM153 243H156V241H154ZM195 243V242H194ZM198 243V242H197ZM197 243H195V245L197 244ZM231 242H229L228 244H230ZM236 245L238 244V243H240V242H234ZM40 244V243H39ZM38 244V245H39ZM125 244V243H124ZM124 244H122V245H124ZM139 244V245H140ZM151 244V243H150ZM160 245L163 249H164V246H162L161 244H159V243H156V245ZM164 244H166V243H164ZM172 244V243H171ZM189 244V243H188ZM227 243H226V245H228ZM35 245H37L36 243H35ZM104 245V244H103ZM111 245V244H110ZM110 245H104V246H108L109 248L113 245V243H112V245L110 246ZM132 245V244H131ZM137 245V243L135 244V246L134 247H137L136 246ZM167 245H170V244H167ZM175 245V244H174ZM190 245H192V248L194 247L193 246V244H189V247H190V249H191V246ZM200 245V244H199ZM198 244H197V246H199ZM223 245V244H222ZM225 245V244H224ZM222 246L221 248H226L227 246ZM231 245H233V244H231ZM230 245V246H231ZM160 246H158V247H160ZM178 246V245H177ZM186 246H187V244H186ZM230 246H228V248H226V249H228L229 250V254H233V252H235V251H237V249L235 250L233 247L235 246H231L234 250H232L231 248V250L229 249V247ZM39 247V246H38ZM128 247V246H127ZM126 247V248H127ZM129 247H131V246H129ZM128 247V248H129ZM150 247V246H149ZM148 247V248H149ZM160 247V248H161ZM170 246H168V249L167 248H165V249H167L168 251H169V248ZM174 246H172V248H173ZM236 247V246H235ZM244 247V246H243ZM242 247V248H243ZM248 247V246H247ZM247 247H244L243 249H247ZM251 247V246H250ZM250 247L248 248V249H250ZM107 248V247H106ZM112 248V247H111ZM146 248V247H145ZM161 248V249H162ZM186 249H189L188 247H185ZM195 248H196V246H195ZM200 248H202V247H197V249H200ZM38 249H40V248H38ZM99 249H101V248H99ZM108 249V248H107ZM114 249H115V246H114ZM138 249H139V247H138ZM153 249H154V247H153ZM160 249V250H161ZM174 249V248H173ZM178 249H179V247H178ZM195 250L194 248L192 249V250H195L196 252L198 251V250ZM203 249V248H202ZM220 249V248H219ZM247 249V250H248ZM37 250V249H36ZM36 250H34V251H36ZM51 250V249H50ZM55 250V249H54ZM129 250V249H128ZM132 250V249H131ZM131 250H130V252H131ZM146 250H148V249H146ZM145 250V251H146ZM157 250H159L158 248H157ZM157 250H156V252H157ZM167 250H166V252H167ZM172 250V249H171ZM170 250V251H171ZM192 250H188V253H187V251L186 252H184V254L185 253H187L188 255V257H191L190 258V260H192V259H194V260H196V258H195V256L196 255H194V253L192 254L193 256H194V258H193V256H191V253H190V251H192ZM222 250V249H221ZM225 250V249H224ZM223 250V251H224ZM242 249H240V251H241ZM38 251V250H37ZM54 254H56L53 250H51ZM56 251H58V250H56ZM100 251V253L102 254V251L101 250H98V252ZM106 251V250H105ZM125 251H126V249H125ZM143 251V250H142ZM150 251H152V250H150ZM150 251H149V253H150ZM177 251H180V250H177ZM195 251H192V252H195ZM240 251H238V253L240 252ZM249 251H252V249L251 250H249ZM248 251V252H249ZM38 252H41V250L40 251H38ZM38 252H34V254L36 253V254H38ZM93 252H95V251H93ZM107 253L108 252H110V249H109V251L107 250L106 251ZM120 252V251H119ZM118 252V254H119V256H121L120 255V253ZM124 251H122V253H123ZM128 252V251H127ZM140 251H138V253H139ZM166 252H163V253H166ZM172 253H175L176 252V250H175V252H173V251H171ZM181 252H183V250L181 251ZM181 252H177V254H179V253H181ZM202 251L200 250V253H201ZM226 252V251H225ZM33 253V252H32ZM96 253H97V251H96ZM95 253V254H96ZM111 253V252H110ZM109 253V254H110ZM115 253V252H114ZM112 254L113 255V257L115 256V254ZM121 253V254H122ZM138 253H137V255H138ZM146 253H147V251H146ZM146 253L144 254V256L146 255ZM148 253V254H149ZM163 253L161 252V255H163ZM199 253V252H198ZM228 253H225V255H227ZM241 253H243L242 251H241ZM240 253V254H241ZM247 253V251L245 252V254H242V256L241 255H238L237 254V252H236V256H241L242 257V259L243 258H245L246 257V255H248V257H249V255L251 256L252 254H246ZM250 253V252H249ZM41 254V253H40ZM48 254H49V251H48ZM91 254H92V252H91ZM94 254V255H95ZM109 254H107V255H109ZM124 255H125V252L123 253ZM153 253H150V255H152ZM171 254V253H170ZM170 254H169V258H170ZM197 254V253H196ZM206 254V253H205ZM221 254V253H220ZM223 254V253H222ZM222 254L220 255V259H223V258H221V256H222ZM235 254V253H234ZM33 255V254H32ZM42 255V254H41ZM39 256V257H41L42 259L44 258V264H47L46 263V259L48 258L49 259V257H51V256H49V257H46L45 255L44 256ZM105 255H106V253H105ZM111 255V254H110ZM141 255V254H140ZM161 255L159 256V257H161ZM167 255V254H166ZM181 255H182V253H181ZM198 256L200 255V254H197ZM85 256H87V255H84V259H85ZM89 256V258L91 257L90 256V254L88 255ZM119 256H117V257H119ZM154 256V255H153ZM172 256H173V254H172ZM174 256H175V254H174ZM173 256V257H174ZM198 256H196V257H198ZM206 256V255H205ZM205 256H202L203 258L205 257ZM235 256V257H236ZM10 257H14V256H10ZM45 257H46V259H45ZM56 257H58V254H56ZM116 257V256H115ZM114 257V258H115ZM116 257V258H117ZM122 257V256H121ZM120 257V259H122ZM126 257H127V254H126ZM126 257H125V259H126ZM140 258H142L141 256H139ZM146 257V256H145ZM152 257V256H151ZM157 257H158V255H157ZM166 257H168V256H166ZM172 257V258H173ZM201 257V255L198 257L199 258V260L201 259V260H205L206 258H202ZM223 257H224V255H223ZM226 257V256H225ZM224 257V258H225ZM229 256L227 255V257H226V259H227V261L226 262H231L232 264L234 263H241V261L240 260H242V259H238V257L237 258H235V257H233L232 255H230V257L228 258ZM247 257V258H248ZM52 258V257H51ZM80 259L81 258H83V256H81V257H79ZM87 258V257H86ZM88 258V259H89ZM95 258V257H94ZM93 258V259H94ZM109 259L110 258V260L112 259V257L111 256H109V257H107L106 256V258L105 259ZM115 258V259H116ZM128 259H129V257H127ZM144 258V257H143ZM142 258V259H143ZM169 258H168V260H169ZM197 258V259H198ZM251 258V257H250ZM26 259V258H25ZM24 259V257H14V258H3V259H0V264H23V262H25L26 260ZM40 259V258H39ZM48 259H47V262H50L49 264H51V262H52V264H54L53 263V261H48ZM53 259V258H52ZM98 259V258H97ZM114 259V262H116L117 260V263L118 262H120L119 261V259H117V260H115ZM134 259V258H133ZM137 259H138V257H137ZM158 259V258H157ZM176 259V258H175ZM75 260H77V259H75ZM86 260V259H85ZM110 260H103L102 259V261L103 262H107L106 264H109L108 262L110 261ZM131 260V259H130ZM140 260V259H139ZM139 260H136L135 259V261L134 260H132V261H134V263L137 261H139ZM144 260V259H143ZM148 260V259H147ZM150 260V261H149ZM148 260V264H152V263H150L151 262V259H149ZM153 260H154V258H153ZM159 260V259H158ZM157 260V261H158ZM170 260H171V258H170ZM187 260V259H186ZM186 260H184V262L186 261ZM189 260V261H190ZM193 260V262L192 263H195V262H198V260L197 261H194ZM248 260V262H249V259H247ZM247 260H245L246 262L245 263H248L247 262ZM40 261H41V259H40ZM54 261H56V260H54ZM62 261V260H61ZM61 261H56V262H58V264L60 263L61 264ZM64 261V260H63ZM79 261V260H78ZM78 261H76V262H78ZM94 261V263H96L95 261L96 260H92V258H91V263H89V264H92V262ZM112 261V260H111ZM132 261H131V263H132ZM146 261V260H145ZM145 261H143V263L145 262ZM162 261V260H161ZM172 261H174V258H173V260ZM223 261V260H222ZM220 262V264H222V263H224V261L223 262ZM243 262H244V259L242 260ZM42 262H43V260H42ZM76 262H74L75 264H77ZM130 262V261H129ZM159 262V261H158ZM163 262V261H162ZM161 262V263H162ZM175 262V261H174ZM174 262H172V263H174ZM180 262V261H179ZM199 262H201V261H199ZM205 262H206V260H205ZM242 262V263H243ZM32 264V262H29L28 264ZM63 263V262H62ZM64 263H66L65 261H64ZM68 263V262H67ZM99 264H100V262H98ZM127 262H125V264H126ZM156 263V261L154 260V264ZM161 263H159V264H161ZM167 262H165V264H166ZM171 263V262H170ZM69 264V263H68ZM78 264H79V262H78ZM97 264V263H96ZM101 264H103V263H101ZM105 264V263H104ZM116 264V263H115ZM123 264H124V262H123ZM129 264V263H128ZM136 264H138V263H136ZM139 264H141V263H139ZM164 264V263H163ZM167 264H169V261H168V263ZM176 264V263H175ZM186 264H187V262H186ZM197 264V263H196ZM200 264H202V262L200 263ZM217 264V263H216ZM219 264V263H218ZM226 264V263H225ZM249 264V263H248Z\"/></svg>",
    "mask_w": 264,
    "mask_h": 264
}]
</instances>
